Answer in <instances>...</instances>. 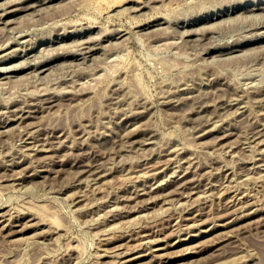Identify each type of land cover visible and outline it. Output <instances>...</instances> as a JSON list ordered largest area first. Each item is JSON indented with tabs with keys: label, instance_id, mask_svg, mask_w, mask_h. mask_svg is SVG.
Here are the masks:
<instances>
[{
	"label": "rangeland",
	"instance_id": "374dc122",
	"mask_svg": "<svg viewBox=\"0 0 264 264\" xmlns=\"http://www.w3.org/2000/svg\"><path fill=\"white\" fill-rule=\"evenodd\" d=\"M1 1L2 0H0V2ZM145 1L144 0H142V1L141 0H139V1L138 0H53L47 4H42L38 7L27 9L28 13L26 12V10H23V11H20L18 13L19 16H18V14L14 15V16H9L8 18H10L12 20L11 24L13 26L10 24V22L6 23L8 26H6L5 22H2V24L0 22V24H1L0 26L3 25L1 27L2 30L0 29V33L3 30L6 33L5 34L4 32H2L3 35L0 34V37L3 40V37L5 36L4 37V43L9 42L7 44L5 43L8 47L5 44L2 45L5 48L0 47V56L2 53H5L4 57L9 56L4 62L0 63V69H1V67L3 68L4 65H6V66H4L3 69L5 71H7V72H4L3 74H0V76H1L0 77V79H1L0 84H2L1 81L4 80L3 81L4 85L3 84H2V86L0 85V103H2V104H0V107H2L4 109L3 114L0 111V119H1L0 130L3 131L5 129L3 132H4V134H6V136H5L3 134V132L0 131V135H1L0 136V161L1 160L4 161V159H5V162H3V161H2L3 163L0 162V174L2 173L0 175V212L2 214H4L3 216H0V220L5 217V220H4L5 222L3 221V223H0V264H120V263L123 264V260H125V257L128 258V257H131L133 255H137V254H141V253H143V257L141 259L137 260V262L135 261L134 264H144V263L145 264H152V263L153 264H157V263L161 264L159 260H156L157 259L156 257L153 258L151 253H148V251L150 252V249H153L154 246H155L154 248H159L160 246L164 247V248L159 250L160 253L163 251V253L165 254L166 250L168 251V253H172V251H173L172 254H169L170 256L166 252V255H165L166 262H164L162 264H233V263L234 264H264V225H263L264 224V222H263V220H264V215H263L264 214V208H263L264 207L263 206L264 205V199H263L264 198V190H261V187L264 186V180H263L264 174H262V173H264V168L261 167V165H260L261 163H264V150L262 151V149H264V145H263L264 143L263 144L260 143L261 146L258 143V141L260 142L261 138H262V140H264V132H262V131H264L263 130L264 129V125H263L264 122H262L264 120V110H263L264 109V106H263L264 105V103H263L264 102V100H263L264 96H262V94L264 93V45H263L264 44V31H263L264 30L263 29L264 28L263 27L264 26V20H263L264 19V17H263L264 16V12H263L264 8L263 9H261V8L252 9L251 8L252 6H256V5L258 6V4H259V6L264 5V0H232V1L231 0H160V1L149 0L148 1L149 3L147 1L146 2ZM28 2L30 4L33 2V0H29ZM28 2H25L22 4L26 5V4H28ZM153 2L156 4L155 7L153 6L154 5ZM146 3H148V4L151 3L152 5L150 4V6H149ZM237 3H239V4H237ZM49 4L52 5L51 8H50ZM139 4H140V6L141 5L143 6L145 4V6H148V7L143 6L142 8H139L138 7ZM45 5L48 7V10L46 9L47 7ZM134 5L135 6L138 5L137 8L140 10L138 11V9ZM232 5H234V6H232ZM39 7L40 8L42 7V8L40 9ZM134 7L136 9H134ZM237 7H239V8H237ZM245 7H247L246 11H245ZM31 9H32V12H30ZM44 9H46V10H44ZM33 10H34V12H33ZM132 10H133V13H132ZM228 10H230V11H228ZM241 10H243V12ZM260 10H262V11L260 12ZM36 11H39V12L36 13V16L33 15L34 17H32V14H35ZM136 11L138 12V14ZM220 11H222L221 14H219ZM247 11H249L250 13L252 12L251 15ZM246 12L249 15L246 14ZM255 12H256V14H259V17H257L258 15L256 16ZM134 13H135V15H134ZM238 13H239V15L241 13V15L240 16L237 15ZM26 14H27V16H26ZM242 14H244L243 15L244 19H243ZM20 15H24V16H20ZM28 15L30 16V18L32 17L30 19L31 21L29 20ZM230 15L232 17H230ZM260 15H261V17H260ZM25 16L27 17V19ZM223 16L225 17V19ZM228 16H229V18H231L230 20H229V18H226ZM233 16H235V17L233 18ZM247 16L250 19H247ZM249 16H251V17H249ZM252 16H255V17H252ZM12 17L14 19L15 18L19 19L21 17L24 18V19H22V18L19 19L21 21H18L17 23L18 24L21 23L23 25V27H28L27 30L25 28H23L21 24L19 26L20 28L18 27L17 23H16L17 25L15 24L16 25V27H15V25L13 24L15 22H13L14 19ZM245 17H246V19H245ZM232 18L234 21H232ZM17 19H15V20L17 21ZM218 19H220V20H218ZM253 19H255V21ZM257 19H259V20H257ZM154 20H155V22H154ZM177 20H179V22ZM187 20H188V23H187ZM203 20H204V23H203ZM216 20H217V22H216ZM249 20L254 21L255 22L254 26L255 25L256 26L254 27L253 23ZM176 21L178 22V24L176 23ZM260 21H261V23H260ZM158 22H161V24ZM213 22H216V24H214ZM210 23H212V27H210L211 26ZM256 23L259 25L260 24H262V25L259 26ZM204 24L206 27L204 26ZM251 24L254 28L251 26ZM9 25H11L12 29H11V27H10V29L12 31L9 29ZM154 25H156V26H154ZM213 25H215V27ZM258 26H259V28H258ZM144 27H146V28H144ZM197 27H199L200 29H198ZM208 27L210 30H208ZM213 27L216 28L217 30L213 29ZM7 28L9 29V31L7 30ZM76 28H79V29L77 30ZM111 28H112V31L110 30ZM114 28H118L119 30H117V29L114 30ZM186 28L190 32L189 31L185 32ZM189 28L191 30L192 29L193 30L191 31ZM203 28H205V29L207 28V30H205ZM248 28H250V29H248ZM256 28H258V29H256ZM19 29H20V31H19ZM22 29L23 30L25 29L24 30L25 32ZM150 29H152V30H150ZM183 29H184V31H183ZM197 29H198V31L201 30V32H199V33H198V31L196 32ZM255 29L258 31V34H260V32H261V34L257 36ZM72 30H74V31H72ZM194 30H195V32H194ZM118 31H119V33H118ZM122 31L126 32V33H123ZM202 31L204 32V35H203ZM210 31H212V32H210ZM7 32H10V34ZM23 32H24V34H23ZM104 32H105V34H104ZM111 32L113 34H110ZM187 32H189V33H187ZM192 32L195 35L194 34L190 35V33H192ZM74 33H75V35H74ZM250 33L251 34L254 33V35L253 34L251 35ZM15 34L18 36H15ZM199 34L202 36H200ZM205 34H207L208 37ZM7 35H10V38ZM92 35L95 38H97V40H95V38ZM116 35H119V36H116ZM197 35L200 37L199 39L197 38L198 37ZM250 35L253 36V38H250ZM87 36H89V37H87ZM195 36H196V38L193 39V37H195ZM244 36L245 37L249 36V37L245 38ZM11 37L13 39H15L17 42L15 40H13ZM15 37H17V38H15ZM66 37L68 40L66 39ZM180 37L183 38L184 41H182L183 39H181ZM1 38H0V42L2 41ZM7 38H9L10 40L8 39L9 41H7ZM26 38H30V39L24 40ZM49 38H51L53 40H51ZM55 38H56V40H55ZM64 38H65V40H64ZM83 38H85L83 43L85 41H88V40H86V38H88V39L92 38L94 41L89 40L88 42H85L83 44L82 40H81ZM116 38H118V39H116ZM185 38H186V41H185ZM190 38H191V40H190ZM203 38L206 41L207 40L208 41L205 42ZM211 38H212V41L210 40ZM110 39H111V41H110ZM180 39H181V41H180ZM259 39H260V41H259ZM22 40H24V41H22ZM57 40H59V41H57ZM73 40H75L76 42L79 40H81V41L76 43ZM98 41H100V43H96ZM201 41H204V42H201ZM11 42H12V44H11ZM20 42H22V43H20ZM73 42H75L76 44ZM111 42H113V43H111ZM229 42H230V44H229ZM13 43H15V45ZM52 43H53V45H52ZM78 43H80V44L77 45ZM206 43L207 44L211 43L210 46L208 45L210 50L207 47ZM213 43H215V44H213ZM222 43H224V44H222ZM233 43H235V44H233ZM22 44H23V46H22ZM28 44L30 47L26 46ZM56 44H58V45L61 44L60 46H62V47H60V49L58 50L59 46L57 45L58 46L57 47ZM63 44L66 47L65 46L63 47ZM71 44H72V46H71ZM87 44H91V45L89 46ZM98 44L102 48L97 46ZM212 44H213V46H212ZM31 45H33V47H31ZM86 45L89 47H87ZM92 45H95V46L93 47ZM103 45L108 51H110V54H109V52L106 54L107 50L105 49L106 52L105 51H103V52H105L106 55H103V52H102V49L104 50ZM219 45L221 47H219ZM18 46H20L23 49H21ZM74 46H76L77 48ZM78 46H80L79 48L82 47V49L83 48L84 49L83 50L81 49L82 51H80V49H78ZM228 46H229V48H228ZM253 46L254 47L256 46L255 47L256 49L259 48V46H260L261 49L260 48L259 49L262 52L259 49H257V51H258V54H257V51H254L255 49ZM14 47H16V48H14ZM27 47H29V49ZM47 47H48L49 51H48V49H46ZM90 47H92V48H90ZM110 47H112V50ZM250 47H253V49L252 48L250 49ZM61 48H62V50H61ZM65 48H69V49H66V52L68 53L67 50H69V53H70V54L66 53V55H65L66 57L64 56ZM71 48L73 50L77 49L78 52L76 53L75 50L73 51V50H71ZM245 48H247V50H245ZM24 49H25V51H24ZM52 49H53V51L57 50L56 51L57 54H53ZM89 49H90V51L88 52L87 50H89ZM204 49H205V51L203 53H201V51H203ZM206 49H208V50H206ZM233 49H234V51H233ZM14 50H15V52H14ZM39 50L40 51L43 50V52H45V50H46L47 52H45L46 53L45 54L43 52H40ZM50 50L52 51L51 54H50ZM227 50L229 53L227 52ZM229 50H232L231 51L232 53ZM61 51H63V52H61ZM111 51L114 54H112ZM219 51H221V53ZM8 52L14 53V55H15V53H17L16 54L17 56L15 55V57H14L13 54L10 55ZM58 52L60 53V55L58 54ZM100 52L102 53V55ZM31 53H32V55L30 56L29 54H31ZM38 53H42L45 56L38 55ZM88 53L90 54V56ZM215 53L218 57L215 55ZM217 53H220V54L218 55ZM222 53H224V54H222ZM237 53H238V57H236ZM234 54H235V56H233ZM22 55H23V57H22ZM33 55L35 58L33 57ZM37 55L43 56V57H38ZM49 55H52V56H49ZM55 55H56V57H55ZM83 55H84V57H83ZM85 55H87L89 58L88 57L86 58ZM95 55H97V56H95ZM110 55H111V57H110ZM231 55H232V58H231ZM25 56H26V58H25ZM48 56L52 57V58H48ZM94 56L97 58H94ZM219 56H221V57L223 56L224 60L221 57L219 58ZM226 56H228V59H230V58L231 59L230 60L226 59L227 58ZM252 56H253V58H251ZM2 57H3V55H2ZM45 57H46V59L47 58L48 59L47 60L44 59ZM79 57H81V58H79ZM206 57L207 58L209 57L208 59L211 61H209ZM214 57H215V59H214ZM249 57L252 60L249 59ZM24 58L26 59V61ZM41 58L44 60H41ZM74 58H76V59H74ZM211 58H213V59H211ZM246 58L248 61L246 60ZM35 59L36 60L38 59L40 61H46L47 66H49V67L46 66L47 68L45 70L42 69L40 71L39 69H36L33 66H29L30 64L35 62ZM70 59H73V60H70ZM90 59H91V61H93V60L94 61L90 63ZM16 60L17 61L19 60L18 61L19 63ZM28 60H29V62L27 63ZM83 60H85V61H83ZM20 61H23V63ZM70 61L71 62L77 61V62L76 63L73 62L72 63L73 65H72ZM206 61H208V63ZM81 62L83 63V65ZM209 62H211L212 64ZM213 62L215 64H213ZM216 62H218V63H216ZM8 63L11 65H9ZM12 63H13V65H12ZM14 63H16V64L18 63L17 66L20 64L19 67L14 69V66H15ZM51 63H53L54 65ZM65 63H66V65H64ZM84 63H86V64H84ZM23 64H25V65H23ZM51 65H53V66H51ZM80 65H82L83 67ZM11 67H12V69H11ZM76 67L77 68L82 67V68L77 69ZM34 68L39 72H36V70ZM96 68H98V69L95 70ZM48 69H50V70H48ZM73 69L74 70L76 69L75 70L76 72L80 71V73L77 72V76H76L75 72H73ZM30 70H32V71L34 70V71L30 72ZM47 70L51 71V73L50 72L48 73ZM71 70H72V72H71ZM94 70H95V72H94ZM27 71H29L31 73V74L28 73V75L29 74L30 75L33 74V75L31 77H30V75L25 76L24 74H27L26 73ZM44 72L45 73L47 72L46 73L47 75ZM96 72L99 75H97ZM39 73H40V75H39ZM72 73H74V74H72ZM5 74L7 75V77ZM92 74L95 75V78ZM207 74H208V76H207ZM216 74H220V76L217 75V77H215ZM19 75H21V76L19 77ZM34 75H36V76H34ZM37 75H39V76L37 77ZM63 75L65 76L64 78H67V79L64 80L63 78H61ZM90 75L92 78L91 77L89 78ZM15 76L18 78H16ZM33 76H34V78H32ZM73 76H74V78H73ZM205 76L208 78H206ZM222 76H224V77H222ZM11 77H12V81H11ZM45 77H46V79L47 78L53 79V77H54V79L56 81L52 80V79H50V80L47 79V81H46ZM58 77H59V79L61 78L59 80L60 83L57 82ZM213 77H214V79H213ZM8 78H9V80H8ZM70 78L73 80L75 79V80L71 81ZM83 78H85V79H83ZM224 78H225V81L223 80ZM253 78L255 81H253ZM35 79L36 80L38 79L37 82L41 79L43 81L41 80L38 82V84H35V83H37V82H34V81H36ZM76 79L78 80L77 82H75ZM208 79H210V80H208ZM181 80H183V81H181ZM205 80L207 81V83ZM211 80H213V81H211ZM5 81H7V83ZM44 81H45V84H44ZM48 81H50V82H48ZM61 81H63L64 84H62L63 82H61ZM82 81H84L83 84L81 83ZM184 81H186V82L183 83ZM203 81H205V82H203ZM246 81H248V82H246ZM53 82H54L53 85L50 84ZM179 82L181 84L183 83V86H181V84ZM217 82L218 83L220 82V83L218 84ZM251 82H254L255 86ZM71 83H74V84L76 83V84L75 85L72 84V87H71V85H70ZM178 83L180 84L182 89ZM208 83H209V85H208ZM212 83H213V85H212ZM228 83H229V85H228ZM248 83L253 84L254 87H252V85H248ZM78 84H80V85H78ZM48 85H50V87ZM65 85H68V86L64 87ZM184 85H186V86L184 87ZM245 85H246V88L244 89ZM261 85L263 86V88H261L262 87ZM42 86L43 87L46 86V87H44L45 89ZM47 86L49 88H47ZM53 86H54V88H53ZM218 86L219 87L221 86V88H219ZM241 86H242V88H241ZM256 86H257V88H256ZM40 87H42V88H40ZM67 87H69V88H67ZM173 87L176 90L179 89V90H177L179 92L175 91L176 92L175 93L174 92L175 89L172 90ZM191 87L194 88L193 89L194 91L192 90ZM208 87L211 88V90ZM215 87L217 89H216V91H213L215 89ZM223 87H225V89ZM226 87H228V88H226ZM237 87H239V90ZM258 87L261 88L262 91ZM50 88L51 89L53 88L55 91H53V89H52L53 92L49 91ZM58 88H60L61 90L64 89V92ZM65 88H67L68 90ZM75 88H77V89H75ZM186 88H187V90H183ZM222 88L224 91L221 90ZM255 88L258 90H256ZM43 89L44 90L48 89V90L46 92L45 91L42 92L43 94H41V91H43ZM71 89H73V91ZM188 89L190 91H193V92H191V94H190V91ZM201 89L207 90L208 92L204 91V90L202 91ZM235 89L238 90L237 93H236ZM240 89H242V92ZM39 90H40V92H39ZM56 90H58V91L60 90V91L57 92ZM69 90H70V92L71 91L72 92L67 93V91H69ZM170 90H172V91L170 92ZM229 90H231L232 92H230ZM253 90H254V92H253ZM30 91L31 92L36 91L37 94L35 95V92H33L34 96H33V94L30 96V94H31ZM233 91L235 93H233ZM239 91H240V93H239ZM255 91L257 94L255 93ZM25 92H27V93H25ZM60 92H62V94H61L62 96L60 95ZM195 92H196V95H195ZM197 92H199L198 95H200V93H201V95L198 96ZM215 92H217V93H215ZM243 92L245 94H243ZM24 93L27 94L28 96L25 95ZM49 93H51V94H49ZM220 93L221 94L223 93V94L221 95ZM46 94H48V95H46ZM169 94H172V95H169ZM179 94H182V95H179ZM226 94L230 96L229 100L231 102L228 100V96ZM24 95L26 96V98H29L30 100H28L26 98L24 99ZM41 95H43V96H41ZM55 95L56 96L58 95V96L56 97ZM115 95H118V96H115ZM121 95L125 99H123V97H119ZM183 95H184V97H182ZM202 95L203 96L205 95V96L203 97ZM216 95L223 96L224 98L216 96ZM232 95L234 97L233 100H231L233 98ZM237 95H238V98L236 97ZM246 95H248V96H246ZM44 96L48 97V98L45 99ZM53 96L55 97L54 99L56 100V102H55V100H53L54 102L48 101V100H51V97H53ZM178 96H180V97H178ZM185 96L186 97L191 96L193 98H191V97L186 98ZM194 96L196 99L194 98ZM163 97L164 98L167 97V99L166 98L164 99ZM175 97L177 98L178 101H176ZM202 97H203V99H202ZM246 97H249V98L251 97L250 99H252V98L253 99L249 100ZM257 97L261 98L260 102L258 101L259 98H257ZM116 98L120 99L119 100L120 103H118L119 101ZM171 98H173L172 101L170 100ZM183 98H184V100H183ZM197 98H199V99L201 98V99L199 100ZM213 98H214V100H213ZM235 98H237V99H235ZM16 99H18V102ZM19 99L23 103L19 102ZM113 99L115 100L114 104H113V101H114ZM168 99L170 100V102ZM185 99H187V100L191 99V100L187 101ZM194 99H195V101H194ZM241 99L243 101H246L247 103L242 102ZM254 99H258V100H255L256 103L253 102ZM142 100H143V102H142ZM181 100H182V102L184 101L183 103L181 102L182 104L180 103ZM207 100H209L211 102H209ZM236 100H238L236 103L235 102L232 103V101H236ZM261 100H262V102H261ZM186 101H187V104H186ZM205 101L207 102L208 105L206 104ZM6 102L8 104H5ZM11 102H12V104H11ZM135 102H138L140 104H137ZM189 102H191L194 106L192 107L191 103L189 106L188 105ZM198 102H199V104H198ZM223 102H225V103H223ZM227 102H228V104H227ZM27 103H29V104L35 103L36 105L41 104L42 108L45 107V109L44 108L40 109V107H39V109L38 108L35 109L36 108V106H35V108H33L35 110L32 112V111L28 110ZM115 103H116V105H115ZM146 103H148V104L146 105ZM210 103H211V105H210ZM238 103H240L241 105L243 104V106H240V104H238ZM260 103H261V105H260ZM48 104H50L52 107ZM128 104H132V105H128ZM133 104L135 105L134 107H133ZM200 104L202 107L200 106ZM255 104H258V106H257L258 108L256 107ZM7 105H8V107H7ZM22 105H24V111L22 112V115L27 116V117H24L26 119H24V121L19 123V124H17L18 121H12L11 123H9L7 125L9 127L5 126L6 128L1 126L2 124H4L3 122L5 120L6 121L12 120V119H8L9 117L11 118V116H9V115L16 114L15 112H18V110L20 109V106H22ZM47 105H48L49 109H48ZM140 105H142V106H140ZM148 105L151 108H149ZM173 105H176V106H173ZM214 105H215V107H214ZM245 105H247V106H245ZM18 106H19V109H18ZM130 106L132 108V109L130 108L132 110V112L129 109ZM143 106H144V108H143ZM260 106H262V107L260 108ZM50 107H51V109H50ZM125 107L126 108L128 107L127 109H129V110H126ZM172 107H174V108H172ZM190 107L193 109H191ZM206 107H207V110L205 109ZM237 107L239 110L237 109ZM2 108H0V110L3 111ZM13 108H16V109H13ZM21 108H23V106ZM108 108L110 110H108ZM115 108H117L116 109L117 111L115 110ZM118 108H121V109H118ZM147 108H148V110H147ZM200 108H201V111L204 110L205 113L208 115V117H210V119L209 118L208 119L211 120V122L209 120H207V115L205 113H203L204 111L203 112L199 111ZM202 108H204V109L202 110ZM225 108H226V110H225ZM5 109H6V112H5ZM10 109H11V112H10ZM136 109H137V111L139 110V114H137V112L135 111ZM42 110H43V112H42ZM48 110L50 112H48ZM188 110H190V111H188ZM259 110H260V112H259ZM114 111H116V112H114ZM121 111L122 112L124 111V112L122 113ZM125 111H127V112L130 111L129 112L130 115L127 112L125 113ZM193 111H195V112H193ZM208 111H210V113ZM234 111H235V113H234ZM238 111L240 114L238 113ZM243 111H244V113H243ZM134 112H135V114H134ZM198 112H199V114H201L199 117L196 116L198 114ZM236 112H237V114H236ZM255 112H259V113L256 114ZM108 113H111V114L108 115ZM20 114H21V112H20ZM27 114H29V115H27ZM35 114H38V115L36 116ZM44 114L46 116L42 117V115H44ZM121 114H122V117H121ZM140 114L143 116H141ZM213 114L214 115L217 114V115L214 116ZM255 114L257 115V117L254 116ZM259 114L263 116V117L261 116L262 119H257V118H260ZM116 115H118V116L116 117ZM123 115L125 118H123ZM203 115H204V117H202ZM242 115H243V117H241ZM250 115H251L252 119H251ZM1 116L3 118H1ZM109 116L111 117L112 120L111 119L108 120ZM129 116H131V117H129ZM205 116H206V118H205ZM188 117H191V118L188 119ZM196 117H198V118H196ZM214 117H216V118H214ZM253 117H256V119H254ZM12 118H14L13 115H12ZM194 118H196L195 121H194ZM214 119L216 121H214ZM103 120H105L106 122ZM116 120H117V122H116ZM119 120H120V122H119ZM129 120H130V122H129ZM203 120L204 121L207 120V121L203 122ZM254 120H255V122H254ZM189 121H191V123ZM249 121H252V122H249ZM259 121H261L262 124ZM30 122H32V123H30ZM35 122H38L39 125H38V123H36L37 125L34 126L33 123L35 124ZM125 122H127V123H125ZM196 122H198V123H196ZM24 123H26V126L28 123V127H26ZM40 123H41V125H40ZM106 123H107V126H108V124L113 123L112 124L113 128L110 127L111 125L108 127L105 126L104 124H106ZM117 123H119V124H117ZM192 123L193 124L195 123V124L193 125ZM212 123H214V124H212ZM215 123H219V125H218L219 127ZM258 123H259V125H258ZM23 124H24L23 128L24 127L25 128L20 129V127L22 128ZM115 124H116V126H115ZM211 124L216 125V126H214V128H213V126ZM13 125H15V126L12 127ZM18 125H21V126H18ZM47 125H50V126H47ZM133 125H134V127L136 125H138L139 127H135V129H134ZM210 125L215 130H212ZM253 125H255V127ZM17 126L19 128H17ZM29 126H30V128H29ZM51 126H53V127L50 128ZM195 126L198 127L197 128L198 130L193 129L194 130V132H193L192 128H196ZM202 126L203 127L205 126L204 129ZM208 126H209L211 131L206 130V129H209V128H207ZM260 126H262L263 128ZM10 127H12L13 129H11ZM47 127H48V129H47ZM225 127H228V130L231 128L229 131L230 133L229 132H228V134L226 133L228 130ZM250 127L256 128L257 130L251 129ZM33 128H36L35 129L36 132L41 137H39L36 134V132L33 131L34 130ZM104 128L105 129L109 128V129H107L108 130L107 131V130H104ZM118 128L120 129V131ZM199 128H202V129H199ZM222 128L224 129V131ZM51 129H57V130L60 129L61 131L60 130L58 131V133L60 132L59 134H61V132L63 131L62 134L60 135L61 136L60 140H61V142L63 141L65 145L63 144V142L62 143L60 142L59 145L63 144L64 146L63 145L59 146L58 144H56L55 149L52 148L54 146L51 147L49 145H45L43 147L48 148V150L46 148H44V149H46V151H45L41 144L44 143V138L50 133ZM149 129H150V131H149ZM220 129H222V130H220ZM116 130H118V131H116ZM125 130L127 132H128V130L130 132H131V130H133V132H131L132 133L131 134L130 132H128V133L125 132ZM205 130H206V133H204ZM253 130H255V132H253ZM26 131H28V132H26ZM41 131H43V132H41ZM231 131H233V132H231ZM249 131L251 133H249ZM258 131L261 133H258ZM44 132H45V134H44ZM84 132L85 133L87 132V134L85 135ZM97 132H99V133L101 132V134H99ZM105 132H108L109 134L105 133ZM118 132H119V134H118ZM123 132L126 133L127 135H125ZM147 132L149 134L150 133L152 134V132L155 133V134H153L155 137L151 134H150L151 136L149 137V134ZM28 133L30 136L33 135L32 137L35 138V140H34V138H32V139H33V143H36V145H38V146H36L37 153L34 150H30V151L27 149L24 150L25 149V147L23 146L25 144L24 139H26V137L28 136L27 135ZM197 133H199L198 134L199 136H197ZM202 133H203V135H202ZM254 133L256 136L258 135L257 136L258 138H255L256 136L252 135ZM19 134H21L20 137H19ZM66 134L68 136L67 140H66V138H63V137H67V136H65ZM104 134H105V136H104ZM122 134L124 135V137ZM224 134H226V135L224 136ZM100 135L103 137H101ZM109 135H110V137H108ZM220 135L222 137H219ZM76 136H78V137L81 136V137L78 138ZM82 136H83V138H82ZM126 136L128 139L126 138ZM250 136H251V138L255 136L254 139H255L256 144H254L255 143L254 139H251ZM72 137L73 138L75 137L76 139L75 138L73 139ZM98 137H100V138H98ZM135 137H136V139H135ZM140 137L142 138V141H141ZM145 137L146 138L148 137L147 140ZM247 137L250 138L251 140L250 139L247 140ZM121 138L123 140H125V139L126 140L123 141ZM216 138H218V140H216ZM41 139H42V141H41ZM64 139H65V141H64ZM118 139H119V141L117 143ZM223 139L225 141L227 140L226 142H228V143H225ZM256 139L257 140L259 139V140L256 141ZM18 140H22V142L18 141ZM27 140L31 141V139H27ZM82 140H84V141H82ZM133 140L134 141L137 140V142L135 143ZM144 140L146 141V143ZM150 140L151 141L153 140L152 141L153 143ZM215 140L219 141L218 142L219 144ZM249 140H250V142H249ZM262 140H261V142H262ZM67 141H69V142H67ZM72 141H73V143H72ZM121 141L124 144L123 145L121 143L122 148L120 147L121 144H119ZM129 141L130 142L133 141L132 142L133 144L132 143H131L132 145L129 144L130 143ZM147 141H149V142H147ZM239 141L241 144H239ZM95 142H97L98 145H101V146H98L97 143H95ZM108 142H109V144H107ZM127 142H129L128 143L129 146H126ZM242 142H244V143H242ZM33 143H30V144H33ZM69 143H72L73 145L71 146ZM116 143L119 144L120 146L119 145L117 146ZM167 143L169 144V147H171L172 149L167 147L168 146ZM234 143L237 145V147ZM249 143H250V145H249ZM30 144L27 143L26 146H29ZM68 144L71 147L68 146ZM105 144L108 147H106ZM112 144H114V145H112ZM135 144L137 146L138 145L139 146L137 147ZM245 144L247 146H245ZM252 144L255 146H252ZM15 145H19V146H15ZM110 145L112 147L113 146L116 147V148L113 147L114 150L116 149L115 150L116 152L111 150L112 147ZM222 145L224 146L223 148H222ZM256 145L258 147H256ZM95 146H97V147L95 148ZM135 146L137 147V149ZM172 146H174L175 148L176 147H179V148L175 149L176 152H175V150L172 152L171 150L174 149V147H172ZM216 146H219V147L216 148ZM228 146H229V148H228ZM241 146H242V148H241ZM244 146L246 149H244ZM20 147H22L23 149L21 148L22 149L21 150ZM65 147H67V148H65ZM123 147L125 149H123ZM225 147H226V149L229 150V154H227L228 150H226V149L223 150ZM251 147H253L254 154H253ZM39 148H40V150H39ZM51 148L54 150L51 151L50 150ZM108 148H110V152L112 151V153L108 152L109 151ZM166 148L168 149V151L169 150L170 151L168 152ZM247 148L248 149L250 148L251 150H248ZM255 148H257V150ZM18 149H20V150H18ZM105 149H108V151L107 150L105 151ZM179 149L181 152L179 151ZM182 149L184 150L185 153L182 151ZM220 149H222V150H220ZM258 149H260L261 151L260 150L258 151ZM17 151H19L21 154L20 153L18 154ZM25 151L26 152L28 151V153H27L28 157H27ZM161 151H163V152H161ZM231 151L233 153H231ZM22 152L25 154H23ZM29 152L32 154V158L30 157L31 154ZM84 152H87L86 155ZM94 152L97 154H95ZM99 152H100V155H98ZM177 152L179 154H177ZM223 152H225L228 156ZM33 153H36V154H33ZM81 153H84V154H81ZM105 153H106V156H104ZM107 153H109V154H107ZM167 153L168 154L171 153V154L168 155ZM189 153L192 155H188ZM15 154H17V157H19L17 160H20L21 158H23V156L21 157L22 154L24 155V157L26 156L27 158L25 157L26 159H24V161L20 164V162L17 163L18 162L17 160L15 161V159L17 158ZM41 154L44 156L43 157L44 160H42ZM54 154L56 156H57V154H60L61 156L58 155L60 158L58 156L54 157ZM80 154H81V156H80ZM157 154H158V156H157ZM165 154H166V156H165ZM4 155H6L7 157ZM33 155H35L36 158ZM50 155H51V157H50ZM63 155H65L64 156L65 159H62ZM75 155H77V156L79 155V156L77 157ZM102 155H103V157H101ZM231 155H232V157H231ZM256 155H258L257 156L258 158L256 157ZM260 155H262V156L260 157ZM38 156H40L39 160L37 158ZM72 156H74V157H72ZM173 156L176 157L175 158L176 160L172 158ZM9 157H10V159H9ZM12 157L15 159H13ZM45 157H47V158H45ZM71 157H72V159H71ZM75 157H77V159ZM80 157H82V158H80ZM157 157H159V158H157ZM167 157H170L173 160H171L170 158L166 160L165 158H167ZM67 158H68V160H67ZM92 158L94 159L93 161H92ZM96 158H98V159H96ZM178 158H180L182 160V163H180L181 160ZM187 158H189V159L187 161H185V159H187ZM253 158H255L254 162L252 161ZM33 159H34V161H33ZM45 159L48 162L45 161ZM52 159H53V161H52ZM88 159H89V161H88ZM90 159H91V161H90ZM177 159H178V161H177ZM25 160L27 162H25ZM29 160H31V161H29ZM77 160L79 162L84 160L83 163L85 162V163L91 164V165L94 163L95 165L93 164V166L97 167L98 169L100 168L99 170H101L102 172L104 170H107V171L103 172L106 176L104 175L103 176L104 178L100 177V178H98L99 180H97V179L93 178L94 177L93 175L91 177V174H88L85 172H80V168H78ZM174 160L178 164L173 162ZM191 160H193V162H191ZM11 161H12V164H11ZM41 161H42V163L40 164ZM51 161L53 163L54 162L55 163L50 164ZM101 161H102V163H101ZM155 161H158V162H155ZM249 161H251V162H249ZM13 162L14 163L16 162L17 166H15L16 163L14 164ZM43 162L45 164H43ZM67 162H69V163H67ZM152 162L154 164L155 163L156 164L161 163V162L163 163L164 170H163L162 174L165 176H167L170 173V175H168L170 177L172 175V173H177L179 171L177 175L174 174L175 176L172 175L170 178H167L168 177L167 176L166 178L168 180L165 179V176H164V180H163V175L161 174L162 177L160 176V178H159V179H161V181L159 180L160 183L158 182V184H160L159 186L162 188H160V187L156 188V189L159 188V190H153L152 188L150 189V186L152 185L151 181H153V180H151V177H150L152 175L151 174L152 173L151 167H152V165H153V167L155 166ZM165 162H166V164H164ZM169 162H170L171 166L169 165ZM190 162L193 164L195 163V164L194 165L191 164L192 165L191 166V165H189ZM25 163L26 164L28 163V165H26ZM33 163H36L39 166H37L36 164L34 165ZM29 164L30 165L33 164V165L30 166ZM150 164H152V165H150ZM167 164H168V166H167ZM182 164H183V166H182ZM186 164H188V166ZM2 165H4V166H2ZM41 165H43V166H41ZM46 165L51 169H49ZM104 165H105V167H104ZM147 165L150 168L147 167ZM164 165L166 167H164ZM179 165H181V166H179ZM195 165H197L198 167ZM248 165L251 167H249ZM256 165L259 168L258 170H257ZM9 166H10V169L8 168ZM75 166H77V167H75ZM161 166H162V164H161ZM246 166L249 167L250 169L249 168L246 169L247 168ZM24 167H26V168H24ZM40 167H41V169H40ZM43 167H44V169H43ZM108 167H110V168H108ZM168 167H169V169H168ZM179 167H181V168H179ZM185 167L188 170H186ZM18 168H20L19 170H21V168H22L23 171H19ZM28 168H31V169H28ZM74 168H77V169L74 170ZM195 168H197V169H195ZM222 168H223V170H222ZM25 169H28V170L25 171ZM52 169H53V171H51ZM78 169H79V171H78ZM108 169H109V172H108ZM165 169L167 171L169 170L168 173H165V172H167V171H165ZM170 169L173 171L172 173H171ZM189 169H191V170H189ZM254 169H255V171H254ZM2 170L5 172L7 171V172L5 173ZM12 170H14V172ZM31 170H32V172L33 171L34 172L32 173ZM40 170H41V172H38ZM135 170H137V171H135ZM148 170H149V172H148ZM176 170H178V171H176ZM185 170L188 171V176L190 178H193V180L195 178L197 179V180L196 179L194 180V181H196L195 182V188H194V192L196 194L194 192L191 193L192 191L190 192L189 189H191V188L176 189V192L180 190L181 194L180 193H174L172 191H171V193H169V195H166L167 193H163L166 191L168 192L169 190H171L173 188L175 189V187H173L175 185H173V184L175 183V181L177 179L178 180L181 179L183 174L186 173ZM216 170L220 174L217 173ZM251 170L254 172H252ZM49 171H51V172H49ZM71 171H72V173L69 174ZM18 172H20V173H18ZM35 172H36V175H34ZM140 172L142 174L144 173L145 175L144 174L141 175ZM189 172L192 175H190ZM193 172H194V174L195 173L197 174L198 172L200 174H198L199 176L193 175ZM233 172L236 174H234ZM4 173H5V175L6 174H8V175L4 176ZM9 173H11L10 175H12V177L9 176ZM25 173L27 175H25ZM30 173H32V174L30 175ZM75 173L77 174V176ZM108 173H110V174H108ZM148 173H150L151 175ZM202 173H203V175H202ZM212 173H213V175H212ZM224 173H226L225 176H224ZM245 173H247L248 175ZM19 174L21 176H19ZM82 174H84V175L86 174V176H84ZM217 174H218V177L215 176ZM230 174H231V176H229ZM258 174L259 175L262 174V175H260V177H258L259 176ZM79 175L80 176L82 175L86 179V181L89 179L86 177H91L92 178V179H90L91 182H90V180H88L87 181L88 185H85V184H87V182H85V179L83 180L82 176L80 178ZM136 175H137V177H136ZM139 175H141V178H140L141 180L139 179V177H140ZM179 175H180V177H179ZM232 175L234 177L237 176V180H239V181L235 180L236 177L233 179ZM243 175H245V176L247 175V176L244 177ZM7 176H8V178L9 177L10 178L7 179ZM18 176L21 178V180H20V178H18ZM72 176H73V178L78 177V178H75V179H77L78 183L74 182V181H76L75 179H74V181L72 180L73 179ZM206 176L207 177L210 176L211 178L208 177L209 180L207 181ZM222 176H223V178H222ZM254 176H256V177H254ZM1 177H3L4 179ZM199 177L201 179L198 180ZM172 178H173V180H172ZM213 178H216V179H214V181H213ZM260 178H262V179H260ZM5 179H7V180H5ZM80 179H82V181L85 184L82 181H80ZM93 179L95 181L97 180L96 182L99 181L97 183L98 185L95 184L96 182L95 183L93 182L94 181ZM142 179H144V180H142ZM174 179H176V180H174ZM70 180H72V181H70ZM170 180H172V181H170ZM200 180H202V183ZM15 181L18 183H16ZM22 181H24V182H22ZM162 181L163 182L165 181V182L162 183ZM232 181H234V182H232ZM10 182H13V183L15 182L17 185H15V183L13 185V183H10ZM150 182H151V184H150ZM236 182H238V183H236ZM261 182H263V183H261ZM50 183H51V186H50ZM69 183L70 184L72 183V184L70 185ZM101 183H102V185H101ZM223 183H225V184L223 185ZM227 183H229V184H227ZM137 184H139V185H137ZM144 184L148 185L149 187L145 186ZM80 185H82L81 186L82 188H84L83 185H85L86 190L82 191L81 187L77 188V186H80ZM211 185L214 187H212ZM228 185H229V187H228ZM73 186H75V187H73ZM93 186H96L98 188V190L96 187H93ZM153 186H156V184ZM206 186H207V188H206ZM215 186H216V188H215ZM225 186H227V187H225ZM75 188H77V189H75ZM88 188H91V189H88ZM139 188H140V190H139ZM145 188H146V192L144 191ZM148 188L151 191L153 190L152 191L153 193ZM197 188H200V189H197ZM210 188H211V193H212V190L214 191L212 193V196H210L211 195L210 191H209ZM224 188H226V189H224ZM229 188H231V189L235 188L234 191L237 190V188L239 191H241V190L244 191L245 189H247V190H246V192L244 191L245 193L243 191H241L240 193H239V191H235V193H236L235 194L234 191L233 190L230 191ZM131 189H133V191ZM216 189H217V191L215 192ZM75 190H77L79 193L76 192ZM163 190H165V191H163ZM202 190H204V191H202ZM226 190H229L230 194H229V191L227 192ZM72 191L73 192L75 191V193H77V194L74 193V195H72V193H73ZM80 191H82V192H80ZM147 191L149 192V194L151 196H153L156 193L159 196L156 194V195H154L155 198H153L154 196L150 197L147 194L148 193ZM198 191H199V193H198ZM207 191L209 192V194ZM126 192H127V194H129V195L126 194V196L128 198L127 200H126V197L124 196ZM139 192H141V193H139ZM250 192H251V194H250ZM81 193L82 194L84 193V194L82 195ZM183 193H185V194L187 193L185 195L186 197L183 196L184 195ZM205 193H207L208 195L207 194L203 195ZM216 193L220 195L219 198L222 201L219 200V198L217 197L218 195ZM222 193H224V194H222ZM131 194L132 195L136 194V196H131ZM161 194H162V196H161ZM171 194H173V195H171ZM177 194H179L180 197L182 196V198H180ZM200 194L202 196L199 197ZM137 195H139V196H137ZM144 195H145V198H143ZM214 195H216V196H214ZM235 195H239V197H241V199L244 202L248 201V202H252L254 204V205L252 204V206H249L248 209H247V206L244 207L246 203L238 204V205H240L242 210L241 209L238 210L237 208L234 210L235 211L238 210L239 212L242 211L241 212L242 214L239 213L238 211L237 212L234 211V214L236 215V217H234L235 216L234 214L230 215V212L232 213L233 211L229 212L227 209L229 204H230V201L229 202H227V201L231 198L230 196H232V198H233ZM256 195L258 198L256 197ZM75 196L78 199H76ZM118 196H120V198ZM140 196H142V197H140ZM189 196H190V199H189ZM204 196H205V199H204ZM206 196H208V197H206ZM221 196H223V197H221ZM244 196L249 197V198L252 197V199L251 198L250 199L245 198ZM171 197H172V200H171ZM176 197L177 198L179 197L180 199L178 198L179 200L177 201V200H175ZM228 197H230V198H228ZM242 197L245 199H243ZM146 198L147 199L149 198L150 202ZM150 198H152V199H150ZM159 198H161V199H159ZM194 198H195V200H194ZM226 198L228 200H226ZM114 199L117 201H115ZM131 199L132 200L136 199L138 201H132ZM145 199L147 201H145ZM154 199H155V201H154ZM162 199H164V200H162ZM165 199H167V200H165ZM183 199L186 200L187 204L184 203ZM73 200H75V201H73ZM111 200L112 201L114 200L115 203L112 202ZM188 200H190L191 202H189ZM196 200H199L200 202L199 201L195 202ZM201 200H202V202H201ZM204 200H206V201H204ZM123 201H125V202H123ZM143 201H144V203L147 202L148 204L149 203H151V204L148 205L147 203L146 204L142 203V205H143L142 206L140 203ZM156 201H158V202H156ZM253 201L256 202L257 204L259 203L260 206H259V204L255 205L256 203H254ZM259 201H261V202H259ZM116 202H117L118 206H117ZM118 202H120V203H118ZM162 202L163 203L165 202L164 203L165 206ZM178 202H180V204H178ZM194 202L197 204L195 205ZM206 202H207V204H206ZM106 203H109V204H106ZM132 203L134 204L135 207L134 206L131 208L128 207V209L130 208L128 210L127 206L133 205ZM120 204L123 206H121V209H119V211H118V208H120V206H119ZM128 204H130V205H128ZM181 204H186V206L185 205L183 206ZM193 204H194V206L189 207L190 205H193ZM204 204H205V206H203ZM219 204L221 205V207L219 206ZM101 205H102V209L104 208L103 209L104 212L100 208ZM104 205H105V207H103ZM115 205H116V207H115ZM124 205H125V207H124ZM200 205L203 206V208L200 207ZM112 206L115 207V208L113 207L114 210L113 209L111 210ZM208 206H212V208L214 206L213 209H215V211L213 209H211V207L209 208ZM216 206H219V207H216ZM242 206H243V208H242ZM108 207H109V209H108ZM122 207H124V208H122ZM182 207L185 209H183ZM196 207L199 208L200 210L199 209L197 210ZM224 207H226V208L224 209ZM253 207H254V209H253ZM257 207H259V208H257ZM106 208L108 209V211H106ZM116 208H117V211H116ZM125 208H126V212H124ZM132 208H134V209L132 210ZM191 208H193L194 211ZM256 208H257V210H256ZM260 208L263 211H260L259 210ZM181 209L184 210L183 212H185V213H183ZM187 209H190L191 212H190V210L187 211ZM216 209H217V211H216ZM223 209H224V211H223ZM95 210H97L99 213H97V211L95 212ZM121 210H123V211H121ZM229 210H230V208H229ZM250 210L252 212H250ZM10 211H12V212L10 213ZM203 211H205L206 213ZM226 211L229 213H225ZM254 211H255V213H254ZM105 212H107V213L104 214ZM244 212L245 213L248 212L249 214L246 215V214H244ZM5 213H7L8 216H7V214L5 215ZM139 213H141V214H139ZM176 213H178V214H176ZM220 213H222V214H220ZM14 214H15V216H14ZM100 214L103 216V218H101ZM125 214H128V215H126L124 218ZM192 214L195 216H193ZM199 214L202 216H200ZM207 214L210 216H208ZM216 214L220 215V216H217ZM223 214H224V218H223ZM112 215L114 216V218H112L113 217ZM137 215H140V216H137ZM184 215H186V216H184ZM221 215H222V217H221ZM177 216L179 217L178 220H177V218H178ZM187 216H190V217L192 216L194 219L193 220L194 223L192 222V219H190V220L184 219V217H187ZM197 216L198 217L200 216L198 218V220L196 218ZM246 216H248V217H246ZM259 216H260V218L258 219L257 217H259ZM6 217H7V219H6ZM8 217L11 220H8ZM180 217H182V218H180ZM204 217H205V219H204ZM207 217H209V218H207ZM211 217H214L213 218L214 220H210V219H212ZM218 217H219V219H218ZM104 218L106 220H104ZM107 218H109V219H107ZM200 218L202 219V221L206 220L205 221L206 224H205V222L202 224V221L200 222V220H201ZM111 219L113 220V222ZM170 219H171V221H170ZM231 219L233 222L234 221L235 222L233 223L231 221L229 225L227 223H225L226 221L228 222V220H231ZM93 220H95V222ZM97 220H99V221H97ZM100 220H101L102 224H100L101 223ZM120 220H121V222H120ZM259 220L262 223H260ZM8 221H10L11 223L10 222L8 223ZM176 221L179 224H176L177 223ZM179 221H182V222H179ZM213 221L216 225H214ZM215 221H217V222H215ZM223 221H225V222H223ZM6 222L8 225L6 224ZM97 222H98V224H97ZM115 222L117 223V226H115L116 225ZM4 223H5V226H4ZM91 223H93V224H91ZM106 223H108V224H106ZM111 223H113V224L110 225ZM173 223H175L176 225ZM184 223H186L187 227L184 226L185 225ZM189 223L192 224L191 226L196 224L195 225L196 227L194 228V226H193L191 228ZM217 223L218 224L220 223V225H218ZM223 223L227 224L228 226L227 225L224 226ZM258 223H260L261 225ZM257 224H258V227H257ZM113 225L115 226V228ZM259 225H260V227H259ZM110 226H113L111 230H109L111 228ZM175 227H177V229ZM188 227L190 228V230H188ZM147 228H149V230ZM181 228L183 229V231ZM18 229L21 231H18ZM205 229H207V230H205ZM225 230L228 233V236H227L226 232L224 234ZM103 231L106 232V234L103 233ZM145 231H146L147 235L145 234ZM173 231H175V232H173ZM202 231H204V232H202ZM221 231L223 234L221 233ZM149 232H153V233L151 234ZM194 232L195 233L197 232V233L194 235ZM139 233L140 234L142 233L143 235H140ZM230 233L232 236L233 235L234 236L232 237L230 235ZM165 234H169L170 238H168L169 235L165 236ZM171 234H172V236H171ZM185 234L187 236L188 235L189 236L184 237V236H186ZM136 236H138V238ZM180 236H182L181 239H183V238L184 239L181 240V242L177 245L173 244L174 240L179 239ZM124 237H125V239H124ZM154 237L156 240L154 239ZM149 238L151 240H149ZM161 238L163 240H161V241L157 240V239H161ZM214 238H216L217 240ZM136 239L139 240L140 242L144 240L141 243L142 245H140V242L137 241ZM168 239L170 241H168ZM218 239H220V241H218ZM154 240L156 242H154ZM166 240L169 243H167ZM107 241H108V243H106ZM129 241H130V243H128ZM150 241L152 243H150ZM212 241H214L215 243L217 242L216 245H214V243H211ZM171 242H172V245H167V244H171ZM119 243H122V244H119ZM198 243H200V244L202 243L201 245L199 244L200 247H198L199 246V245H197ZM205 243H206V245H205ZM219 243H220V245H219ZM116 244H117V246H116ZM127 244L128 245L130 244L129 245L130 247ZM190 244L193 245V247H195V246H197V247L193 248ZM120 245L122 247H118ZM126 245L128 246V249H126L127 248ZM113 246H115V247H113ZM145 246L149 247V248H146ZM186 246H189L188 248H190V250L189 249L185 250ZM97 247H100V248L98 249ZM108 247H112V248L108 249ZM131 247H135V248H131ZM179 247H182V248H180V250H179ZM123 248H125V249H123ZM129 248H131V249H129ZM218 248H219V250H222L223 253H222V251H219ZM106 249H108V250H106ZM112 249H114V250H112ZM121 249L125 250V251H122ZM132 249H133V251H132ZM140 249H142V250H140ZM193 249H194V251L197 250L198 253H197V251L194 252ZM98 250H100V251H98ZM129 250H131V251L129 252ZM153 250H154V252L157 251L156 249H153ZM169 250H171V251H169ZM185 251H188L189 253L185 252ZM215 251H217V252L215 253ZM97 252H99V254L101 256H99V254L97 256ZM123 252L124 253L126 252V253L124 254ZM145 252H147V253H145ZM105 253H107V254H105ZM118 253H120V255H117ZM178 253H180V254H178ZM219 253H220V255H219ZM173 254H174V256H173ZM176 254H177V256H176ZM167 255H168V257H167ZM148 258L150 259V261ZM151 258H152V260H151ZM65 261H67V262H65ZM236 261H238V262H236ZM126 264H128V263H126Z\"/></svg>",
	"mask_w": 264,
	"mask_h": 264
},
{
	"label": "bare ground",
	"instance_id": "6f19581e",
	"mask_svg": "<svg viewBox=\"0 0 264 264\" xmlns=\"http://www.w3.org/2000/svg\"><path fill=\"white\" fill-rule=\"evenodd\" d=\"M2 1H3V2H2ZM2 1L0 2V22H1V24H2V22H5V24L10 22V24H11L12 20H11L10 18H8L9 16L17 15L20 11H23V10H26V12H27V9L34 8V7H38V6L42 5V4H47V3H49V2H51V1H53V0H41V1H40V0H33V2L30 3V4H29V2H28L29 0H2ZM138 1H139V0H138ZM141 1H142V0H141ZM144 1H145V0H144ZM146 1L148 2L149 0H146ZM146 1H145V2H146ZM158 1H160V0H158ZM158 1H157V2H158ZM231 1H232V0H231ZM25 2H28V4L23 5L22 3H25ZM151 2H152V1H151ZM154 2H155V1H154ZM154 2H153V3H154ZM239 2H240V1H239ZM54 3H55V2H54ZM136 3H137V2H136ZM143 3H144V2H143ZM148 3H149V2H148ZM148 3H146V4L150 6L151 3H150V4H148ZM229 4H230V3H229ZM237 4H239V3H237ZM247 4H248V3H247ZM249 4H250V3H249ZM49 5H50V8H51L52 5H51V4H49ZM49 5H48V6H49ZM151 5H152V4H151ZM155 5H156V4L154 3L153 6L155 7ZM226 5H227V4H226ZM45 6H46V5H45ZM134 6H135V5H134ZM137 6H138V5H137ZM137 6H135V7L137 8ZM143 6H145V4H144ZM143 6H142V5L140 6V4H139L138 7H139V8H142ZM153 6H152V7H153ZM220 6H221V5H220ZM220 6H219V7H220ZM230 6H231V5H230ZM230 6H229V7H230ZM232 6H234V5H232ZM248 6H249V5H248ZM262 6H263V7H262ZM46 7H47V6H46ZM46 7H45V8H46ZM135 7H134V9H136ZM145 7H148V6H145ZM219 7H218V8H219ZM222 7H223V6H222ZM39 8H40V7H39ZM41 8H42V7H41ZM41 8H40V9H41ZM132 8H133V7H132ZM227 8H228V7H227ZM237 8H239V7H237ZM246 8H247V7H245V11H246ZM248 8H249V7H248ZM251 8H252V9H259V8L263 9V8H264V5H260V6H259V4H258V6H257V5H256V6H252ZM35 9H36V8H35ZM46 9L48 10V7H47ZM46 9H44V10H46ZM134 9H133V10H134ZM137 9H138V8H137ZM216 9H217V8H216ZM216 9H215V10H216ZM42 10H43V9H42ZM133 10H132V13H133ZM139 10H140V9H138V11H139ZM219 10H220V9H219ZM231 10H232V9H231ZM228 11H230V10H228ZM241 11L243 12V10H241ZM261 11H262V10H260V12H261ZM30 12H32V9H31ZM33 12H34V10H33ZM37 12H39V11H36L35 14H32V17H34L33 15L36 16V13H37ZM136 12H137V11H136ZM216 12H217V11H216ZM221 12H222V11H220L219 14H221ZM247 12H249V11H247ZM247 12H246V14H248ZM258 12H259V11H258ZM263 12H264V11H263ZM27 13H28V12H27ZM249 13H250V12H249ZM251 13H252V12H251ZM251 13H250V15H251ZM23 14H24V13H23ZM29 14H30V13H29ZM38 14H39V13H38ZM137 14H138V12H137ZM217 14H218V13H217ZM235 14H236V13H235ZM255 14H256V12H255ZM24 15H25V14H24ZM24 15H20V16H24ZM134 15H135V13H134ZM203 15H204V14H203ZM211 15H212V14H211ZM226 15H227V14H226ZM232 15H233V14H232ZM237 15H239V13H238ZM240 15H241V13H240ZM240 15H239V16H240ZM243 15H244V14H242V16H243ZM248 15H249V14H248ZM257 15H258V16H257ZM18 16H19V14H18ZM26 16H27V14H26ZM26 16H25V17H26ZM28 16H29V15H28ZM196 16H197V15H196ZM256 16L259 17V14H256ZM16 17H17V16H16ZM32 17H31V18H32ZM200 17H201V16H200ZM204 17H205V16H204ZM204 17H203V18H204ZM213 17H214V16H213ZM223 17H224V16H223ZM223 17H222V18H223ZM230 17H232V16L230 15ZM234 17H235V16H233V18H234ZM249 17H251V16H249ZM252 17H255V16H252ZM257 17H256V18H257ZM260 17H261V15H260ZM263 17H264V16H263ZM12 18H13V17H12ZM21 18H22V17H21ZM21 18H19V19H21ZM28 18H29V20L31 19L30 16H29ZM198 18H199V17H198ZM205 18H206V17H205ZM220 18H221V17H220ZM226 18H229V16L226 17ZM233 18H232V21H234ZM256 18H255V19H256ZM13 19H14V18H13ZM15 19H17V18H15ZM15 19H14V20H15ZM19 19H17V21H16V20H15V21L13 20V22H15V23H13V24L15 25L18 21H21V20H19ZM22 19H24V18H22ZM26 19H27V17H26ZM34 19H35V18H34ZM191 19H192V18H191ZM224 19H225V17H224ZM230 19H231V18H229V20H230ZM238 19H239V18H238ZM243 19H244V16H243ZM245 19H246V17H245ZM247 19H250V18H248V16H247ZM255 19H253V20L255 21ZM155 20H156V19H155ZM155 20H154V22H155ZM159 20H160V19H159ZM189 20H190V19H189ZM212 20H213V19H212ZM218 20H220V19H218ZM226 20H227V19H226ZM226 20H225V21H226ZM240 20H241V19H240ZM251 20H252V19H251ZM251 20H249V21H251ZM257 20H259V19H257ZM261 20H262V19H261ZM263 20H264V19H263ZM30 21H31V20H30ZM157 21H158V20H157ZM177 21L179 22V20H177ZM177 21H176V23L178 24ZM181 21H182V20H181ZM214 21H215V20H214ZM237 21H238V20H237ZM254 21H251V22L253 23V26H254V24H255ZM154 22H153V23H154ZM208 22H209V21H208ZM216 22H217V20H216ZM216 22H213V23L216 24ZM230 22H231V21H230ZM251 22H250V23H251ZM258 22H259V21H258ZM158 23L161 24V22H158ZM180 23H181V22H180ZM187 23H188V20H187ZM203 23H204V20H203ZM260 23H261V21H260ZM1 24H0V25H1ZM3 24H4V23H3ZM17 24H18V23H17ZM17 24H16V25H17ZM20 24H21V23L18 24V27L20 26ZM151 24H152V23H151ZM155 24H156V23H155ZM206 24H207V23H206ZM220 24H221V23H220ZM256 24H257V23H256ZM11 25H12V24H11ZM11 25H9V29H10ZM16 25H15V27H16ZM21 25H22V24H21ZM158 25H159V24H158ZM175 25H176V24H175ZM179 25H180V24H179ZM183 25H184V24H183ZM208 25H209V24H208ZM208 25H207V26H208ZM210 25H211V26H210ZM210 25H209V26L212 27V23H210ZM217 25H218V24H217ZM217 25H216V26H217ZM257 25H259V24H257ZM260 25H262V24H260ZM260 25H259V26H260ZM2 26H3V25H2ZM2 26H0V29H1ZM4 26H5V25H4ZM6 26H8V25L6 24ZM12 26H13V25H12ZM24 26H25V25H24ZM150 26H151V25H150ZM154 26H156V25H154ZM176 26H177V25H176ZM200 26H201V25H200ZM204 26H205V24H204ZM213 26L215 27V25H213ZM251 26H252V24H251ZM253 26H252V27H253ZM255 26H256V25H255ZM255 26H254V27H255ZM259 26H258V28H259ZM15 27H14V28H15ZM18 27H17V28H18ZM22 27H23V25H22ZM192 27H193V26H192ZM202 27H203V26H202ZM205 27H206V26H205ZM214 27H213V29H216V28H214ZM254 27H253V28H254ZM261 27H262V26H261ZM263 27H264V26H263ZM19 28H20V27H19ZM23 28H25V29L27 30L28 27H23ZM144 28H146V27H144ZM154 28H155V27H154ZM154 28H153V29H154ZM190 28H191V27H190ZM190 28H189V29H190ZM194 28H195V27H194ZM197 28L200 29L199 27H197ZM258 28H256V29H258ZM9 29L7 28L8 31H9ZM11 29H12V27H11ZM11 29H10V30H11ZM15 29H16V28H15ZM25 29H24V30H25ZM76 29L78 30L79 28H76ZM82 29H83V28H82ZM82 29H81V30H82ZM115 29L119 30L118 28H114V30H115ZM120 29H121V28H120ZM186 29H187V28H186ZM186 29H185V32H186V31H189L188 29H187V30H186ZM198 29L196 30V32L198 31ZM203 29H205V28H203ZM248 29H250V28H248ZM248 29H247V30H248ZM256 29H255V30H256ZM263 29H264V28H263ZM1 30H2V29H1ZM22 30H23V29H22ZM24 30H23V31H24ZM110 30L112 31V28H111ZM122 30H123V29H122ZM146 30H147V29H146ZM150 30H152V29H150ZM190 30H191V29H190ZM192 30H193V29H192ZM192 30H191V31H192ZM205 30H207V28H206ZM208 30H210L209 27H208ZM216 30H217V29H216ZM252 30H253V29H252ZM255 30H254V31H255ZM260 30H261V29H260ZM11 31H12V30H11ZM19 31H20V29H19ZM72 31H74V30H72ZM79 31H80V30H79ZM85 31H86V30H85ZM89 31H90V30H89ZM120 31H121V30H120ZM183 31H184V29H183ZM203 31H204V30H203ZM203 31H202V32H203ZM263 31H264V30H263ZM2 32L5 33L4 30H3ZM2 32H1L0 34H2ZM14 32H15V31H14ZM24 32H25V31H24ZM24 32H23V34H24ZM70 32H71V31H70ZM87 32H88V31H87ZM114 32H115V31H114ZM122 32H123V31H122ZM180 32H181V31H180ZM189 32H190V31H189ZM189 32H187V33H189ZM194 32H195V30H194ZM199 32H201V30L198 31V33H199ZM206 32H207V31H206ZM206 32H205V33H206ZM208 32H209V31H208ZM210 32H212V31H210ZM215 32H216V31H215ZM251 32H252V31H251ZM259 32H260V31H259ZM7 33L10 34V32H7ZM18 33H19V32H18ZM72 33H73V32H72ZM116 33H117V32H116ZM118 33H119V31H118ZM123 33H126V32H123ZM182 33H183V32H182ZM182 33H181V34H182ZM187 33H186V34H187ZM198 33H197V34H198ZM213 33H214V32H213ZM248 33H249V32H248ZM256 33H257V36L261 34V32H260V34H258V31H257V30H256ZM5 34H6V33H5ZM13 34H14V33H13ZM13 34H12V35H13ZM16 34H17V33H16ZM16 34H15V36H18V35H16ZM61 34H62V33H61ZM104 34H105V32H104ZM110 34H113V33L111 32ZM120 34H121V33H120ZM184 34H185V33H184ZM184 34H183V35H184ZM191 34H194V33L192 32V33H190V35H191ZM209 34H210V33H209ZM250 34H251V33H250ZM252 34L254 35V33H252ZM252 34H251V35H252ZM2 35H3V34H2ZM28 35H29V34H28ZM65 35H66V34H65ZM71 35H72V34H71ZM74 35H75V33H74ZM74 35H73V36H74ZM94 35H95V34H94ZM106 35H107V34H106ZM121 35H122V34H121ZM179 35H180V34H179ZM194 35H195V34H194ZM199 35H200V34H199ZM203 35H204V32H203ZM205 35L207 36V34H205ZM210 35H211V34H210ZM245 35H246V34H245ZM251 35H250V38H253V36H251ZM7 36L10 38V35H7ZM25 36H26V35H25ZM67 36H68V35H67ZM79 36H80V35H79ZM83 36H84V35H83ZM92 36H93V35H92ZM116 36H119V35H116ZM180 36H181V35H180ZM197 36H198V35H197ZM200 36H202V35H200ZM211 36H212V35H211ZM4 37H5V36H4ZM4 37H3V40H2V38L0 37L1 40L3 41V42H2V41L0 42V47H3L2 45H4V44L6 43V42L4 43ZM19 37H20V36H19ZM49 37H50V36H49ZM74 37H75V36H74ZM87 37H89V36H87ZM90 37H91V36H90ZM93 37H94V36H93ZM98 37H99V36H98ZM123 37H124V36H123ZM185 37H186V36H185ZM207 37H208V36H207ZM242 37H243V36H242ZM244 37H245V36H244ZM247 37H249V36H247ZM247 37H245V38H247ZM260 37H261V36H260ZM9 38H7V41L10 40ZM11 38H12V37H11ZM15 38H17V37H15ZM21 38H22V37H21ZM47 38H48V37H47ZM94 38H95V37H94ZM113 38H114V37H113ZM180 38H181V37H180ZM187 38H188V37H187ZM194 38H196V36L193 37V39H194ZM197 38L199 39L200 37L198 36ZM201 38H202V37H201ZM205 38H206V37H205ZM8 39H9V40H8ZM12 39H13V38H12ZM29 39H30V38H26V39H24V40H29ZM49 39H51V38H49ZM58 39H59V38H58ZM66 39H67V37H66ZM76 39H77V38H76ZM84 39H85V38L81 39V40H82V43H83ZM99 39H100V38H99ZM101 39H102V38H101ZM116 39H118V38H116ZM181 39H183V38H181ZM181 39H180V41H181ZM188 39H189V38H188ZM203 39H204V38H203ZM206 39H207V38H206ZM239 39H240V38H239ZM241 39H242V38H241ZM243 39H244V38H243ZM255 39H256V38H255ZM5 40H6V39H5ZM13 40H15V39H13ZM24 40H22V41H24ZM51 40H53V39H51ZM55 40H56V38H55ZM55 40H54V41H55ZM64 40H65V38H64ZM67 40H68V39H67ZM81 40H79V41H81ZM86 40H88V41L90 40V41H91V40H93V39H92V38H91V39H90V38H89V39L86 38ZM95 40H97V38H95ZM106 40H107V39H106ZM190 40H191V38H190ZM210 40L212 41V38H211ZM210 40H209V41H210ZM251 40H252V39H251ZM15 41H16V40H15ZM19 41H20V40H19ZM19 41H18V42H19ZM57 41H59V40H57ZM71 41H72V40H71ZM71 41H70V42H71ZM73 41H75V40H73ZM79 41H77V42H79ZM88 41H85V42H88ZM93 41H94V40H93ZM110 41H111V39H110ZM182 41H184V39H183ZM185 41H186V38H185ZM192 41H193V40H192ZM195 41H196V40H195ZM204 41L207 42L208 40L206 41V40L204 39ZM204 41H201V42H204ZM238 41H239V40H238ZM242 41H243V40H242ZM259 41H260V39H259ZM13 42H14V41H13ZM16 42H17V41H16ZM26 42H27V41H26ZM32 42H33V41H32ZM49 42H50V41H49ZM60 42H61V41H60ZM75 42H76V41H75ZM75 42H73V43H75ZM77 42H76V43H77ZM85 42H84V43H85ZM113 42H114V41H113ZM113 42H111V43H113ZM197 42H198V41H197ZM236 42H237V41H236ZM7 43H9V42H7ZM7 43H6V44H7ZM20 43H22V42H20ZM23 43H24V42H23ZM68 43H69V42H68ZM76 43H75V44H76ZM80 43H81V42H80ZM80 43H78L77 45H79ZM84 43H83V44H84ZM94 43H95V42H94ZM96 43H100V41H98V42H96ZM108 43H109V42H108ZM174 43H175V42H174ZM185 43H186V42H185ZM199 43H200V42H199ZM226 43H227V42H226ZM239 43H240V42H239ZM242 43H243V42H242ZM251 43H252V42H251ZM6 44H5V45H6ZM11 44H12V42H11ZM13 44L15 45V43H13ZM16 44H17V43H16ZM34 44H35V43H34ZM41 44H42V43H41ZM61 44H62V43H61ZM61 44H60V45H61ZM65 44H66V43H65ZM104 44H105V43H104ZM197 44H198V43H197ZM210 44H211V43H210ZM210 44H207V43H206L207 47H208V45L210 46ZM213 44H215V43H213ZM213 44H212V46H213ZM218 44H219V43H218ZM220 44H221V43H220ZM222 44H224V43H222ZM229 44H230V42H229ZM233 44H235V43H233ZM258 44H259V43H258ZM49 45H50V44H49ZM52 45H53V43H52ZM57 45H58V44H56V46H57ZM60 45H58L59 47L57 46V47H58V50L60 49V47H62V46H60ZM77 45H76V46H77ZM87 45L90 46L91 44H87ZM87 45H86V46H87ZM95 45H96V44H95ZM95 45H92V46L94 47ZM216 45H217V44H216ZM263 45H264V44H263ZM6 46H7V45H6ZM11 46H12V45H11ZM22 46H23V44H22ZM26 46H29V44L26 45ZM56 46H55V47H56ZM64 46H65V45L63 44V47H64ZM71 46H72V44H71ZM76 46H74V47H76ZM84 46H85V45H84ZM89 46H87V47H89ZM97 46H99V44H98ZM214 46H215V45H214ZM230 46H231V45H230ZM260 46H261V45H260ZM260 46H259V48H260ZM7 47H8V46H7ZM18 47H20V46H18ZM29 47H30V46H29ZM29 47H27V48L29 49ZM31 47H33V45H31ZM43 47H44V46H43ZM43 47H42V48H43ZM49 47H50V46H49ZM53 47H54V46H53ZM65 47H66V46H65ZM79 47H80V46H78V49H80V51H82V50L84 49V48L82 49V47H81V48H79ZM99 47L102 48L101 46H99ZM103 47H104V45H103ZM205 47H206V46H205ZM219 47H221V46L219 45ZM224 47H225V46H224ZM253 47H254V46H253ZM253 47H250V49H251V48L253 49ZM255 47H256V46H255ZM255 47H254V49H255L254 51H257V49H259V48L256 49ZM3 48H5V47H3ZM3 48H2V49H3ZM12 48H13V47H12ZM12 48H11V49H12ZM14 48H16V47H14ZM20 48H21V47H20ZM72 48H73V47H72ZM72 48H71V50H73ZM76 48H77V47H76ZM85 48H86V47H85ZM90 48H92V47H90ZM110 48H111V50H112V47H110ZM203 48H204V47H203ZM208 48H209V47H208ZM228 48H229V46H228ZM231 48H232V47H231ZM233 48H234V47H233ZM236 48H237V47H236ZM242 48H243V47H242ZM17 49H18V48H17ZM21 49H23V48H21ZM40 49H41V48H40ZM44 49H45V48H44ZM44 49H43V50H44ZM46 49H48V47H47ZM50 49H51V48H50ZM54 49H55V48H54ZM66 49H69V48H65V51H64L65 54H64V56H65L66 53H67V52H66ZM81 49H82V50H81ZM96 49H97V48H96ZM105 49H106V48L104 47V50L102 49V52L105 51ZM108 49H109V48H108ZM234 49H235V48H234ZM234 49H233V51H234ZM260 49H261V48H260ZM260 49H259V50H260ZM15 50H16V49H15ZM15 50H14V52H15ZM26 50H27V49H26ZM43 50H41V51L39 50V51H40V52H43ZM61 50H62V48H61ZM63 50H64V49H63ZM74 50H75L76 53L78 52L77 49H74ZM74 50H73V51H74ZM85 50H86V49H85ZM92 50H93V49H92ZM94 50H95V49H94ZM97 50H98V49H97ZM106 50H107V49H106ZM206 50H208V49H206ZM209 50H210V48H209ZM219 50H220V49H219ZM237 50H238V49H237ZM241 50H242V49H241ZM245 50H247V48H245ZM1 51H2V50H1ZM8 51H9V50H8ZM11 51H12V50H11ZM18 51H19V50H18ZM22 51H23V50H22ZM24 51H25V49H24ZM33 51H34V50H33ZM48 51H49V49H48ZM52 51H53V49H52ZM52 51L50 50V54H51ZM56 51H57V50H56ZM56 51L54 50V51H53V54H57ZM67 51H68V53H69V50H67ZM87 51L89 52L90 49L87 50ZM113 51H114V50H113ZM204 51H205V49H204L203 51H201V53H203ZM229 51L231 52L232 50H229ZM242 51H243V50H242ZM260 51H261V50H260ZM45 52H47V51L45 50ZM45 52H43V53H45ZM54 52H55V53H54ZM61 52H63V51H61ZM71 52H72V51H71ZM84 52H85V51H84ZM105 52H106V51H105ZM105 52H103V55H106L108 52H109V54H110V51H108V50H107L106 54H105ZM206 52H207V51H206ZM219 52L221 53V51H219ZM224 52H225V51H224ZM227 52H228V50H227ZM237 52H238V51H237ZM240 52H241V51H240ZM261 52H262V51H261ZM6 53H7V52H6ZM8 53H9L10 55H11V54L14 55V53H11V52H8ZM18 53H19V52H18ZM21 53H22V52H21ZM68 53H67V54H68ZM80 53H81V52H80ZM93 53H94V52H93ZM95 53H96V52H95ZM100 53H101V52H100ZM111 53H112V51H111ZM207 53H208V52H207ZM220 53H217V54L219 55ZM228 53H229V52H228ZM231 53H232V52H231ZM234 53H235V52H234ZM16 54H17V53H15V55H16ZM22 54H23V53H22ZM34 54H35V53H34ZM45 54H46V53H45ZM48 54H49V53H48ZM58 54L60 55L59 52H58ZM69 54H70V53H69ZM73 54H74V53H73ZM88 54H89V53H88ZM88 54H87V55H88ZM98 54H99V53H98ZM98 54H97V55H98ZM112 54H114V53H112ZM222 54H224V53H222ZM235 54H236V53H235ZM235 54H234L233 56H235ZM257 54H258V51H257ZM260 54H261V53H260ZM262 54H263V53H262ZM2 55H3V57H2ZM4 55H5V53H2V54H1V56H0V63H1V62H4V61L9 57V56L4 57ZM6 55H7V54H6ZM15 55H14V57H15ZM29 55L31 56L32 53L29 54ZM38 55H43V54H42V53H38ZM38 55H37V56H38ZM87 55H85L86 58L88 57ZM97 55H95V56H97ZM101 55H102V53H101ZM206 55H207V54H206ZM215 55H216V53H215ZM16 56H17V55H16ZM43 56H45V55H43ZM43 56H38V57H43ZM46 56H47V55H46ZM49 56H52V55H49ZM49 56H48V58H52V57H49ZM72 56H73V55H72ZM81 56H82V55H81ZM89 56H90V54H89ZM95 56H94V58H97V57H95ZM107 56H108V55H107ZM209 56H210V55H209ZM211 56H212V55H211ZM213 56H214V55H213ZM216 56H217V55H216ZM229 56H230V55H229ZM257 56H258V55H257ZM261 56H262V55H261ZM22 57H23V55H22ZM27 57H28V56H27ZM33 57H34V55H33ZM53 57H54V56H53ZM55 57H56V55H55ZM65 57H66V56H65ZM83 57H84V55H83ZM103 57H104V56H103ZM103 57H102V58H103ZM105 57H106V56H105ZM110 57H111V55H110ZM217 57H218V56H217ZM220 57H221V56H219V58H220ZM226 57H227L226 59H228V56H226ZM236 57H238V53H237V56H236ZM19 58H20V57H19ZM25 58H26V56H25ZM25 58H24V59H25ZM34 58H35V57H34ZM48 58H47V59H48ZM72 58H73V57H72ZM79 58H81V57H79ZM88 58H89V57H88ZM106 58H107V57H106ZM206 58H207V57H206ZM208 58H209V57H208ZM208 58H207V59H208ZM221 58H223V56H222ZM231 58H232V55H231ZM231 58H230V59H231ZM233 58H234V57H233ZM251 58H253V56H252ZM251 58L249 57V59H251ZM21 59H22V58H21ZM30 59H31V58H30ZM30 59H29V60H30ZM39 59H40V58H39ZM44 59H46V57H45ZM44 59L41 58V60H44ZM47 59H46V60H47ZM54 59H55V58H54ZM58 59H59V58H58ZM74 59H76V58H74ZM77 59H78V58H77ZM83 59H84V58H83ZM91 59H92V58H91ZM91 59H90V63L94 61V60L91 61ZM211 59H213V58H211ZM214 59H215V57H214ZM226 59H225V60H226ZM230 59H228V60H230ZM243 59H244V58H243ZM13 60H14V59H13ZM29 60L27 61V63L29 62ZM33 60H34V59H33ZM37 60H38V59H37ZM37 60L35 59V62H33L32 64H30L29 66H33V67H35L36 69H39L40 71H41L42 69L45 70L47 67H49V66H47V62H46V61H40V60L37 61ZM56 60H57V59H56ZM64 60H65V59H64ZM64 60H63V61H64ZM70 60H73V59H70ZM204 60H205V59H204ZM208 60H209V59H208ZM218 60H219V59H218ZM218 60H217V61H218ZM220 60H221V59H220ZM223 60H224V58H223ZM246 60H247V58H246ZM251 60H252V59H251ZM16 61H17V60H16ZM18 61H19V60H18ZM18 61H17V62H18ZM25 61H26V59H25ZM30 61H31V60H30ZM67 61H68V60H67ZM67 61H66V62H67ZM74 61H75V60H74ZM74 61H72V62L70 61L71 64H72ZM81 61H82V60H81ZM83 61H85V60H83ZM209 61H211V60H209ZM213 61H214V60H213ZM247 61H248V60H247ZM8 62H9V61H8ZM14 62H15V61H14ZM20 62L23 63V61H20ZM76 62H77V61H76ZM76 62H74V63H76ZM206 62L208 63V61H206ZM221 62H222V61H221ZM18 63H19V62H18ZM18 63H17V64H18ZM54 63H55V62H54ZM56 63H57V62H56ZM67 63H68V62H67ZM81 63H82V62H81ZM88 63H89V62H88ZM209 63H211V62H209ZM216 63H218V62H216ZM8 64H9V63H8ZM17 64L14 63V65H15V66H14V69H16V68L19 67L20 64H19L18 66H17ZM51 64H53V63H51ZM69 64H70V63H69ZM84 64H86V63H84ZM211 64H212V63H211ZM213 64H215V63L213 62ZM9 65H11V64H9ZM12 65H13V63H12ZM23 65H25V64H23ZM53 65H54V64H53ZM53 65H51V66H53ZM64 65H66V63H65ZM72 65H73V64H72ZM82 65H83V63H82ZM82 65H80V66H82ZM88 65H89V64H88ZM4 66H6V65H4ZM4 66H3V68H4ZM27 66H28V65H27ZM46 66H47V67H46ZM78 66H79V65H78ZM12 67H13V66H12ZM12 67H11V69H12ZM68 67H69V66H68ZM72 67H73V66H72ZM72 67H71V68H72ZM82 67H83V66H82ZM82 67H78V68L80 69V68H82ZM84 67H85V66H84ZM3 68L1 67L2 70L0 69V74H3L4 72H7V71H5ZM9 68H10V67H9ZM20 68H21V67H20ZM24 68H25V67H24ZM29 68H30V67H29ZM35 68H34V69H35ZM71 68H70V69H71ZM76 68H77V67H76ZM78 68H77V69H78ZM36 69H35V70H36ZM68 69H69V68H68ZM97 69H98V68H96L95 70H97ZM48 70H50V69H48ZM48 70H47V71H48ZM75 70H76V69H75ZM75 70L73 69V72H75V74H76V76H77V72H78V71L76 72ZM95 70H94V72H95ZM99 70H100V69H99ZM31 71H32V70H30V72H31ZM33 71H34V70H33ZM33 71H32V72H33ZM10 72H11V71H10ZM30 72L27 71V72H26L27 74H24V73H23V74L26 76V75H28V73H30ZM36 72H39V71L36 70ZM49 72L51 73V71H48V73H49ZM71 72H72V70H71ZM71 72H70V73H71ZM44 73H45V72H44ZM46 73H47V72H46ZM46 73H45V74H46ZM78 73H80V71H79ZM81 73H82V72H81ZM96 73H97V72H96ZM23 74H22V75H23ZM30 74H31V73H30ZM30 74H29V75H30ZM67 74H68V73H67ZM72 74H74V73H72ZM72 74H71V75H72ZM93 74H94V73H93ZM93 74H92V75H93ZM208 74H209V73H208ZM208 74H207V76H208ZM5 75H6V74H5ZM9 75H10V74H9ZM9 75H8V76H9ZM24 75H23V76H24ZM29 75H28V76H29ZM32 75H33V74H32ZM32 75H30V77H31ZM39 75H40V73H39ZM39 75H37V77H38ZM46 75H47V74H46ZM48 75H49V74H48ZM65 75H66V74H65ZM79 75H80V74H79ZM97 75H99V74L97 73ZM217 75L220 76V74H216L215 77H217ZM251 75H252V74H251ZM3 76H4V75H3ZM11 76H12V75H11ZM16 76H17V75H16ZM16 76H15V77H16ZM20 76H21V75H19V77H20ZM34 76H36V75H34ZM34 76H33L32 78H34ZM66 76H67V75H66ZM76 76H75V77H76ZM80 76H81V75H80ZM93 76H94V78H95V75H93ZM0 77H1V76H0ZM4 77H5V76H4ZM6 77H7V75H6ZM15 77H14V78H15ZM43 77H44V76H43ZM46 77H47V76H46ZM46 77H45V79H46ZM50 77H51V76H50ZM64 77H65V76L63 75L61 78H63L64 80L67 79V78H64ZM90 77H91V75L89 76V78H90ZM98 77H99V76H98ZM205 77H206V76H205ZM222 77H224V76H222ZM253 77H254V76H253ZM9 78H10V77H9ZM9 78H8V80H9ZM16 78H18V77H16ZM40 78H41V77H40ZM61 78H60V79H61ZM68 78H69V77H68ZM71 78H72V77H71ZM71 78H70V80L72 81L73 79H71ZM73 78H74V76H73ZM80 78H81V77H80ZM91 78H92V77H91ZM206 78H208V77H206ZM209 78H210V77H209ZM211 78H212V77H211ZM219 78H220V77H219ZM219 78H218V79H219ZM4 79H5V78H4ZM43 79H44V78H43ZM45 79H44V80H45ZM47 79H48V78H47ZM47 79H46V81H47ZM50 79H52V78H50ZM50 79H48V80H50ZM60 79H59V77H58L57 82H59ZM83 79H85V78H83ZM213 79H214V77H213ZM218 79H217V80H218ZM0 80H1V79H0ZM13 80H14V79H13ZM35 80H36V79H35ZM37 80H38V79H37ZM37 80L34 81V82H37ZM41 80H42V79H41ZM41 80H39V81H41ZM52 80H55L54 77H53ZM52 80H51V81H52ZM74 80H75V79H74ZM74 80H73V81H74ZM208 80H210V79H208ZM223 80L225 81V78H224ZM247 80H248V79H247ZM249 80H250V79H249ZM3 81H4V80H3ZM3 81H1V83L4 85V82H3ZM11 81H12V77H11ZM39 81H38V82H39ZM42 81H43V80H42ZM55 81H56V80H55ZM77 81H78V80L76 79L75 82H77ZM85 81H86V80H85ZM181 81H183V80H181ZM205 81H206V80H205ZM205 81H203V82H205ZM211 81H213V80H211ZM214 81H215V80H214ZM218 81H219V80H218ZM253 81H255L254 78H253ZM5 82L7 83V81H5ZM38 82L35 83V84H38ZM48 82H50V81H48ZM61 82H63V81H61ZM185 82H186V81H184L183 83H185ZM203 82H202V83H203ZM220 82H221V81H220ZM220 82H219V83H220ZM246 82H248V81H246ZM246 82H245V83H246ZM249 82H250V81H249ZM6 83H5V84H6ZM59 83H60V82H59ZM81 83L83 84L84 81H82ZM179 83H180V82H179ZM179 83H178V84H179ZM183 83H182V84L180 83L181 86H183ZM206 83H207V81H206ZM210 83H211V82H210ZM217 83H218V82H217ZM219 83H218V84H219ZM251 83L254 84V82H251ZM251 83H248V85H252V87H254L255 84H254V86H253V84H251ZM2 84H0V85L2 86ZM41 84H42V83H41ZM44 84H45V81H44ZM50 84L53 85L54 82H53V83H50ZM57 84H58V83H57ZM57 84H56V85H57ZM62 84H64V82H63ZM72 84H74V83H71V84H70L71 87H72ZM75 84H76V83H75ZM75 84H74V85H75ZM82 84H81V85H82ZM180 84H179V86H180ZM52 85H51V86H52ZM56 85H55V86H56ZM74 85H73V86H74ZM78 85H80V84H78ZM186 85H187V84H186ZM186 85H184V87H185ZM202 85H203V84H202ZM208 85H209V83H208ZM212 85H213V83H212ZM215 85H216V84H215ZM228 85H229V83H228ZM38 86H39V85H38ZM38 86H37V87H38ZM48 86L50 87V85H48ZM48 86H47V88H49ZM66 86H68V85H65L64 87H66ZM181 86H180V87H181ZM187 86H188V85H187ZM216 86H217V85H216ZM261 86H262V85H261ZM42 87H43V86H42ZM42 87H40V88H42ZM44 87H46V86H44ZM44 87H43V88H44ZM61 87H62V86H61ZM177 87H178V86H177ZM218 87H219V86H218ZM243 87H244V86H243ZM40 88H39V89H40ZM53 88H54V86H53ZM53 88H52V89H53ZM62 88H63V87H62ZM67 88H69V87H67ZM67 88H65V89H67ZM191 88H192V87H191ZM205 88H206V87H205ZM208 88H209V87H208ZM219 88H221V86H220ZM219 88H218V89H219ZM223 88L225 89V87H223ZM223 88H222L221 90H223ZM226 88H228V87H226ZM237 88H238V90H239V87H237ZM241 88H242V86H241ZM245 88H246V85H245L244 89H245ZM249 88H250V87H249ZM256 88H257V86H256ZM256 88H255V89H256ZM258 88H259V87H258ZM261 88H263V86H262ZM261 88H259V89H261ZM44 89H45V88H44ZM44 89H43V91H41V94H43L42 92H44V91L46 92V91L48 90V89H46V90H44ZM52 89L50 88L49 91H52ZM55 89H56V88H55ZM58 89H60V88H58ZM75 89H77V88H75ZM173 89H175V88L173 87L172 90H173ZM181 89H182V87H181ZM181 89H180V90H181ZM193 89H194V88H192V90H193ZM209 89L211 90V88H209ZM209 89H208V90H209ZM216 89H217V88L215 87V89H214V90L212 89V90H213V91H216ZM230 89H231V88H230ZM244 89H243V90H244ZM41 90H42V89H41ZM60 90H61V89H60ZM60 90H59V91H60ZM67 90H68V89H67ZM71 90L73 91V89H71ZM172 90H170V92H171ZM177 90H179V89H177ZM177 90L175 89L174 92L177 91ZM183 90H187V88H186V89H183ZM188 90H189V89H188ZM201 90H202V89H201ZM203 90H204V89H203ZM203 90H202V91H203ZM221 90H220V91H221ZM235 90H236V93H237L238 90H237V89H235ZM235 90H234V91H235ZM240 90H241V92H242V89H240ZM247 90H248V89H247ZM247 90H246V91H247ZM256 90H258V89H256ZM49 91H48V92H49ZM53 91H55V90L53 89ZM53 91H52V92H53ZM56 91L59 92L58 90H56ZM61 91L64 92V89H62ZM72 91H71V92H72ZM189 91H190V90H189ZM193 91H194V90H193ZM193 91H190V94H191V92H193ZM199 91H200V90H199ZM202 91H201V92H202ZM204 91H207V90H204ZM217 91H218V90H217ZM223 91H224V90H223ZM229 91L232 92L231 90H229ZM234 91H233V93H235ZM244 91H245V90H244ZM250 91H251V90H250ZM261 91H262V89H261ZM30 92H31V91H30ZM33 92H35V95L37 94L36 91H32L31 94H30V96H31L32 94H33V96H34V93H33ZM37 92H38V91H37ZM39 92H40V90H39ZM68 92H70V90L67 91V93H68ZM71 92H70V93H71ZM170 92H169V93H170ZM177 92H179V91H177ZM182 92H183V91H182ZM207 92H208V91H207ZM221 92H222V91H221ZM225 92H226V91H225ZM225 92H224V93H225ZM247 92H248V91H247ZM253 92H254V90H253ZM257 92H258V91H257ZM25 93H27V92H25ZM25 93H24V94H25ZM175 93H176V92H175ZM184 93H185V92H184ZM186 93H187V92H186ZM202 93H203V92H202ZM209 93H210V92H209ZM213 93H214V92H213ZM213 93H212V94H213ZM215 93H217V92H215ZM239 93H240V91H239ZM255 93H256V91H255ZM255 93H254V94H255ZM260 93H261V92H260ZM28 94H29V93H28ZM44 94H45V93H44ZM49 94H51V93H49ZM56 94H57V93H56ZM61 94H62V92H60V95H61ZM65 94H66V93H65ZM117 94H118V93H117ZM173 94H174V93H173ZM177 94H178V93H177ZM192 94H193V93H192ZM198 94H199V92H197V95H198ZM207 94H208V93H207ZM220 94H221V93H220ZM220 94H219V95H220ZM222 94H223V93H222ZM222 94H221V95H222ZM230 94H231V93H230ZM243 94H245V93L243 92ZM248 94H249V93H248ZM252 94H253V93H252ZM256 94H257V93H256ZM263 94H264V93H263ZM263 94H262V96H264ZM25 95H27V94H25ZM25 95H24V99L26 98ZM38 95H39V94H38ZM46 95H48V94H46ZM46 95H45V96H46ZM53 95H54V94H53ZM169 95H172V94H169ZM174 95H175V94H174ZM179 95H182V94H179ZM188 95H189V94H188ZM195 95H196V92H195ZM200 95H201V93H200ZM200 95H198V96H200ZM213 95H214V94H213ZM213 95H212V96H213ZM219 95H216V96H219ZM226 95H227V94H226ZM238 95H239V94H238ZM238 95L236 96L237 98H238ZM260 95H261V94H260ZM27 96H28V95H27ZM41 96H43V95H41ZM45 96H44V97H45ZM55 96H56V95H55ZM57 96H58V95H57ZM57 96H56V97H57ZM61 96H62V95H61ZM64 96H65V95H64ZM115 96H118V95H115ZM166 96H167V95H166ZM202 96H203V95H202ZM204 96H205V95H204ZM204 96H203V97H204ZM212 96H211V97H212ZM227 96H228V100H229V99H230V98H229L230 96H229V95H227ZM234 96H235V95H234ZM239 96H240V95H239ZM241 96H242V95H241ZM246 96H248V95H246ZM262 96H261V97H262ZM39 97H40V96H39ZM59 97H60V96H59ZM113 97H114V96H113ZM113 97H112V98H113ZM119 97H123V96L121 95V96H119ZM178 97H180V96H178ZM182 97H184V95H183ZM185 97H186V96H185ZM188 97H191V96H188ZM188 97H186V98H188ZM203 97H202V99H203ZM208 97H209V96H208ZM219 97H223V96H219ZM232 97H233V95H232ZM232 97H231V98H232ZM253 97H254V96H253ZM35 98H36V97H35ZM42 98H43V97H42ZM46 98H48V97H45V99H46ZM54 98H55V97L53 96V97H51V100H48V101H53V100H55ZM163 98H164V97H163ZM165 98L167 99V97H165ZM165 98H164V99H165ZM169 98H170V97H169ZM191 98H193V97H191ZM194 98H195V96H194ZM217 98H218V97H217ZM223 98H224V97H223ZM223 98H222V99H223ZM237 98H235V99H237ZM240 98H241V97H240ZM244 98H245V97H244ZM246 98H248L249 100H252V99H253V98L250 99L251 97H250V98H249V97H246ZM254 98H255V97H254ZM257 98H259V100H258V99H254V100H253L254 103H256L255 100H258V101L260 102V99H261V98H260V97H257ZM262 98H263V97H262ZM20 99H21V98H20ZM20 99H19V102H21ZM22 99H23V98H22ZM26 99L30 100L29 98H26ZM43 99H44V98H43ZM45 99H44V100H45ZM116 99H118V98H116ZM123 99H125V98L123 97ZM123 99H122V100H123ZM172 99H173V98H171L170 100L172 101ZM175 99H176V101H178L176 97H175ZM175 99H174V100H175ZM181 99H182V98H181ZM195 99H196V98H195ZM195 99H194V101H195ZM197 99H199V98H197ZM200 99H201V98H200ZM200 99H199V100H200ZM209 99H210V98H209ZM218 99H219V98H218ZM233 99H234V97H233L231 100H233ZM242 99H243V98H242ZM242 99H241V100H242ZM12 100H13V99H12ZM16 100H17V102H18V99H16ZM31 100H32V99H31ZM36 100H37V99H36ZM58 100H59V99H58ZM58 100H57V101H58ZM111 100H112V99H111ZM113 100H114V99H113ZM119 100H120V99H118V101H119ZM122 100H121V101H122ZM162 100H163V99H162ZM168 100H169V99H168ZM170 100H169V102H170ZM183 100H184V98H183ZM185 100H187V99H185ZM189 100H191V99H188L187 101H189ZM204 100H205V99H204ZM210 100H211V99H210ZM213 100H214V98H213ZM215 100H216V99H215ZM219 100H220V99H219ZM239 100H240V99H239ZM263 100H264V99H263ZM40 101H41V100H40ZM46 101H47V100H46ZM125 101H126V100H125ZM125 101H124V102H125ZM166 101H167V100H166ZM187 101H186V104H187ZM202 101H203V100H202ZM207 101H209V100H207ZM229 101H230V100H229ZM237 101H238V100H236V101H232V103H233V102L236 103ZM27 102H28V101H27ZM31 102H32V101H31ZM43 102H44V101H43ZM43 102H42V103H43ZM53 102H54V101H53ZM55 102H56V100H55ZM114 102H115V100L113 101V104H114ZM116 102H117V101H116ZM126 102H127V101H126ZM126 102H125V103H126ZM128 102H129V101H128ZM142 102H143V100H142ZM142 102H141V103H142ZM144 102H145V101H144ZM164 102H165V101H164ZM167 102H168V101H167ZM181 102H182V100L180 101V103H181ZM183 102H184V101H183ZM183 102H182V103H183ZM191 102H192V101H191ZM191 102H189V104H188L189 106H190V103H191ZM205 102H206V101H205ZM209 102H211V101H209ZM219 102H220V101H219ZM230 102H231V101H230ZM242 102L247 103L246 101H243V100H242ZM261 102H262V100H261ZM21 103H23V102H21ZM45 103H46V102H45ZM48 103H49V102H48ZM109 103H110V102H109ZM118 103H120V101H119ZM121 103H122V102H121ZM135 103L140 104V103H138V102H135ZM173 103H174V102H173ZM176 103H177V102H176ZM182 103H181V104H182ZM223 103H225V102H223ZM235 103H234V104H235ZM240 103H241V102H240ZM240 103H238V104H240ZM263 103H264V102H263ZM263 103H262V104H263ZM0 104H2V103H0ZM3 104H4V103H3ZM5 104H8V103L6 102ZM11 104H12V102H11ZM15 104H16V103H15ZM15 104H14V105H15ZM34 104H35V103H34ZM34 104H33V103H31V104L27 103L28 110H30V111L33 112L35 109H37V108L39 109V107H40V109L42 108L41 104H40V105H39V104H38V105H36V104L34 105ZM43 104H44V103H43ZM52 104H53V103H52ZM55 104H56V103H55ZM55 104H54V105H55ZM111 104H112V103H111ZM137 104H136V105H137ZM147 104H148V103H146V105H147ZM186 104H185V105H186ZM191 104H192V103H191ZM196 104H197V103H196ZM198 104H199V102H198ZM203 104H204V103H203ZM203 104H202V105H203ZM206 104H207V102H206ZM213 104H214V103H213ZM216 104H217V103H216ZM216 104H215V105H216ZM227 104H228V102H227ZM238 104H237V105H238ZM17 105H18V104H17ZM20 105H21V104H20ZM48 105H50V104H48ZM48 105H47V107H48ZM54 105H53V106H54ZM115 105H116V103H115ZM115 105H114V106H115ZM118 105H119V104H118ZM118 105H117V106H118ZM122 105H123V104H122ZM122 105H121V106H122ZM128 105H132V104H128ZM165 105H166V104H165ZM177 105H178V104H177ZM183 105H184V104H183ZM207 105H208V104H207ZM207 105H206V106H207ZM210 105H211V103H210ZM215 105H214V107H215ZM220 105H221V104H220ZM222 105H223V104H222ZM224 105H225V104H224ZM230 105H231V104H230ZM235 105H236V104H235ZM255 105H256V107L258 106V104H255ZM260 105H261V103H260ZM1 106H2V105H1ZM3 106H4V105H3ZM22 106H23V108H21ZM22 106H20V109H19V106H18V109H19V110L17 109L18 112H15L16 114H12L14 118H12V115H9V116H11V118L8 116V117H9L8 119H12V120H8V121L5 120L6 122L4 121V122H3L4 124H2L1 126L5 127V126H7L9 123H11L12 121H18L17 124L23 122L24 119H26V118H24V117H27V116H23V115H22V112L24 111V105H22ZM25 106H26V105H25ZM35 106H36V108H35ZM45 106H46V105H45ZM50 106H51V105H50ZM134 106H135V105L133 104V107H134ZM140 106H142V105H140ZM144 106H145V105H144ZM144 106H143V108H144ZM148 106H149V105H148ZM148 106H147V107H148ZM173 106H176V105H173ZM193 106H194V105L192 104V107H193ZM195 106H196V105H195ZM200 106H201V104H200ZM200 106H199V107H200ZM226 106H227V105H226ZM238 106H239V105H238ZM240 106H243V104H242V105L240 104ZM240 106H239V107H240ZM245 106H247V105H245ZM263 106H264V105H263ZM4 107H5V106H4ZM7 107H8V105H7ZM7 107H6V108H7ZM15 107H16V106H15ZM51 107H52V106H51ZM51 107H50V109H51ZM112 107H113V106H112ZM115 107H116V106H115ZM145 107H146V106H145ZM201 107H202V106H201ZM204 107H205V106H204ZM211 107H212V106H211ZM218 107H219V106H218ZM222 107H223V106H222ZM261 107H262V106H260V108H261ZM0 108H2V107H0ZM33 108H35V109H33ZM43 108L45 109V107H43ZM43 108H42V109H43ZM110 108H111V107H110ZM125 108H126V107H125ZM125 108H124V109H125ZM127 108H128V107H127ZM127 108H126V110H129V109L131 108V106L129 107V109H127ZM149 108H151V107L149 106ZM172 108H174V107H172ZM190 108H191V107H190ZM190 108H189V109H190ZM194 108H195V107H194ZM212 108H213V107H212ZM227 108H228V107H227ZM257 108H258V107H257ZM260 108H259V109H260ZM2 109H3V108H2ZM8 109H9V108H8ZM8 109H7V110H8ZM13 109H16V108H13ZM48 109H49V107H48ZM116 109H117V108H115V110H116ZM118 109H121V108H118ZM131 109H132V108H131ZM131 109H130V110H131ZM138 109H139V108H138ZM187 109H188V108H187ZM191 109H193V108H191ZM203 109H204V108H202V110H203ZM205 109L207 110V107H206ZM209 109H210V108H209ZM209 109H208V110H209ZM237 109H238V107H237ZM26 110H27V109H26ZM108 110H110V109L108 108ZM111 110H112V109H111ZM140 110H141V109H140ZM143 110H144V109H143ZM147 110H148V108H147ZM194 110H195V109H194ZM197 110H198V109H197ZM214 110H215V109H214ZM214 110H213V111H214ZM223 110H224V109H223ZM225 110H226V108H225ZM235 110H236V109H235ZM238 110H239V109H238ZM256 110H257V109H256ZM256 110H255V111H256ZM263 110H264V109H263ZM0 111H1L2 114H3L4 109H3V111H2V110H0ZM8 111H9V110H8ZM36 111H37V110H36ZM116 111H117V110H116ZM116 111H114V112H116ZM133 111H134V110H133ZM135 111L137 112V114H139V110L137 111V109H136ZM144 111H145V110H144ZM188 111H190V110H188ZM199 111H201V108H200ZM203 111H204V110H203ZM203 111H201V112H203ZM231 111H232V110H231ZM241 111H242V110H241ZM261 111H262V110H261ZM5 112H6V109H5ZM10 112H11V109H10ZM20 112H21V114H20ZM42 112H43V110H42ZM44 112H45V111H44ZM48 112H50V111L48 110ZM48 112H47V113H48ZM108 112H109V111H108ZM121 112H122V111H121ZM123 112H124V111H123ZM123 112H122V113H123ZM126 112H127V111H125V113H126ZM129 112H130V111H129ZM129 112H127V113H129ZM131 112H132V110H131ZM140 112H141V111H140ZM146 112H147V111H146ZM193 112H195V111H193ZM208 112L210 113V111H208ZM211 112H212V111H211ZM214 112H215V111H214ZM216 112H217V111H216ZM232 112H233V111H232ZM259 112H260V110H259ZM259 112H255V113L257 114V113H259ZM13 113H14V112H13ZM24 113H25V112H24ZM35 113H36V112H35ZM141 113H142V112H141ZM144 113H145V112H144ZM144 113H143V114H144ZM203 113H205V111H204ZM209 113H208V114H209ZM234 113H235V111H234ZM238 113H239V111H238ZM243 113H244V111H243ZM261 113H262V112H261ZM4 114H5V113H4ZM6 114H7V113H6ZM9 114H10V113H9ZM45 114H46V113H45ZM45 114L42 115V117H43V116H46ZM106 114H107V113H106ZM109 114H111V113H108V115H109ZM115 114H116V113H115ZM115 114H114V115H115ZM132 114H133V113H132ZM134 114H135V112H134ZM145 114H146V113H145ZM194 114H195V113H194ZM205 114H206V113H205ZM205 114H204V115H205ZM236 114H237V112H236ZM239 114H240V113H239ZM256 114H255L254 116L257 117ZM27 115H29V114H27ZM35 115L37 116L38 114H35ZM39 115H40V114H39ZM114 115H113V116H114ZM118 115H119V114H118ZM118 115H116V117H117ZM124 115H125V114H124ZM124 115H123V118H125ZM126 115H127V114H126ZM129 115H130V113H129ZM140 115H141V114H140ZM195 115H196V114H195ZM200 115H201V114H199V112H198V114H197L196 116L199 117ZM204 115H203L202 117H204ZM206 115H207V114H206ZM213 115H214V114H213ZM216 115H217V114H216ZM216 115H214V116H216ZM244 115H245V114H244ZM247 115H248V114H247ZM247 115H246V116H247ZM30 116H31V115H30ZM33 116H34V115H33ZM40 116H41V115H40ZM104 116H105V115H104ZM110 116H111V115H110ZM110 116H109V117H110ZM119 116H120V115H119ZM141 116H143V115H141ZM190 116H191V115H190ZM211 116H212V115H211ZM235 116H236V115H235ZM238 116H239V115H238ZM259 116H260V118H257V119H262L263 116L260 115V114H259ZM261 116H262V117H261ZM109 117H108V120L111 119V117H110V118H109ZM121 117H122V114H121ZM129 117H131V116H129ZM132 117H133V116H132ZM198 117H196V118H198ZM217 117H218V116H217ZM241 117H243V115H242ZM241 117H240V118H241ZM250 117H251V115H250ZM256 117H253V118L256 119ZM1 118H3V117L1 116ZM31 118H32V117H31ZM105 118H106V117H105ZM112 118H113V117H112ZM189 118H191V117H188V119H189ZM196 118H194V121H195ZM205 118H206V116H205ZM208 118L210 119V117H208V115H207V120H209ZM211 118H212V117H211ZM214 118H216V117H214ZM103 119H104V118H103ZM119 119H120V118H119ZM129 119H130V118H129ZM137 119H138V118H137ZM188 119H187V120H188ZM249 119H250V118H249ZM251 119H252V117H251ZM251 119H250V120H251ZM111 120H112V119H111ZM192 120H193V119H192ZM192 120H191V121H192ZM207 120H205V121H207ZM0 121H1V119H0ZM2 121H3V120H2ZM103 121H105V120H103ZM122 121H123V120H122ZM191 121H189V122L191 123ZM200 121H201V120H200ZM205 121L203 120V122H205ZM209 121L211 122V120H209ZM214 121H216V120L214 119ZM252 121H253V120H252ZM252 121H249V122H252ZM256 121H257V120H256ZM33 122H34V121H33ZM105 122H106V121H105ZM116 122H117V120H116ZM119 122H120V120H119ZM129 122H130V120H129ZM134 122H135V121H134ZM136 122H137V121H136ZM203 122H202V123H203ZM212 122H213V121H212ZM217 122H218V121H217ZM254 122H255V120H254ZM254 122H253V123H254ZM259 122H261V121H259ZM262 122H264V120H263ZM262 122H261V124H262ZM28 123H29V122H28ZM28 123H27V126H26V123H24L26 127H28ZM30 123H32V122H30ZM36 123H38V122H35V124L33 123V125L36 126V125H37ZM108 123H109V122H108ZM122 123H123V122H122ZM125 123H127V122H125ZM196 123H198V122H196ZM256 123H257V122H256ZM14 124H15V123H14ZM24 124L22 125V128L20 127V129H24V128H25V127L23 128ZM102 124H103V123H102ZM112 124H113V123H112ZM112 124H108V126L111 125L110 127L113 128ZM117 124H119V123H117ZM123 124H124V123H123ZM128 124H129V123H128ZM131 124H132V123H131ZM192 124H193V123H192ZM192 124H191V125H192ZM194 124H195V123H194ZM194 124H193V125H194ZM200 124H201V123H200ZM206 124H207V123H206ZM206 124H205V125H206ZM212 124H214V123H212ZM212 124H211V125H212ZM215 124H216L217 126L219 125V123H215ZM251 124H252V123H251ZM261 124H260V125H261ZM30 125H31V124H30ZM38 125H39V123H38ZM40 125H41V123H40ZM43 125H44V124H43ZM104 125L107 126V123L104 124ZM193 125H192V126H193ZM197 125H198V124H197ZM203 125H204V124H203ZM211 125H210V127H211ZM216 125H212L213 128H214V126H216ZM220 125H221V124H220ZM258 125H259V123H258ZM263 125H264V124H263ZM14 126H15V125H13L12 127H14ZM18 126H21V125H18ZM18 126H17V128H19ZM47 126H50V125H47ZM108 126H107V127H108ZM115 126H116V124H115ZM115 126H114V127H115ZM118 126H119V125H118ZM121 126H122V125H121ZM199 126H200V125H199ZM253 126L255 127V125H253ZM256 126H257V125H256ZM7 127H9V126H7ZM12 127H10V128L13 129ZM42 127H43V126H42ZM52 127H53V126H51L50 128H52ZM119 127H120V126H119ZM133 127H134V125H133ZM135 127H139V126L136 125ZM135 127H134V129H135ZM195 127H196V128H192V130H193V129L196 130V129L198 128L197 126H195ZM202 127H203V126H202ZM204 127H205V126H204ZM204 127H203V129H204ZM218 127H219V126H218ZM223 127H224V126H223ZM251 127H252V126H251ZM251 127H250V128H251ZM260 127H262V126H260ZM260 127H259V128H260ZM1 128H2V127H1ZM5 128H6V127H5ZM29 128H30V126H29ZM36 128H37V127H36ZM36 128H33V129H34L33 131L36 132V130H35ZM44 128H45V127H44ZM54 128H55V127H54ZM56 128H57V127H56ZM120 128H121V127H120ZM207 128H209V126H208ZM211 128H212V127H211ZM213 128H212V130H215V129H213ZM215 128H216V127H215ZM225 128H227V130H228V127H225ZM250 128H249V129H250ZM262 128H263V127H262ZM3 129H4V128H3ZM8 129H9V128H8ZM39 129H40V128H39ZM39 129H38V130H39ZM47 129H48V127H47ZM47 129H46V130H47ZM83 129H84V128H83ZM107 129H109V128H107ZM107 129L104 128V130H107ZM114 129H115V128H114ZM118 129H119V128H118ZM123 129H124V128H123ZM123 129H122V130H123ZM134 129H133V130H134ZM138 129H139V128H138ZM143 129H144V128H143ZM199 129H202V128H199ZM217 129H218V128H217ZM222 129H223V128H222ZM222 129H220V130H222ZM230 129H231V128H230ZM230 129L226 132L227 134H228V132L230 131ZM251 129H255V130H257L256 128H251ZM4 130H5V129H4ZM4 130H3V131H4ZM25 130H26V129H25ZM44 130H45V129H44ZM44 130H43V131H44ZM59 130H60V129H59ZM59 130H57V129H51L50 133H49L48 135L46 134V135H47L46 137L44 136V137H45V138H44V143L41 144L42 147L45 146V145H49V146H51V147L54 146V147H52V148L55 149V148H56L55 145H56V144L59 145V143L61 142V140H60V139H61V138H60L61 136H60V135L62 134L63 131L61 132V134H59V133H60V132L58 133ZM85 130H86V129H85ZM122 130H121V131H122ZM133 130H131V132H133ZM136 130H137V129H136ZM146 130H147V129H146ZM197 130H198V129H197ZM206 130H207V131H211L210 128H209V129H206ZM206 130H205L204 133H206ZM255 130H253V132H255ZM263 130H264V129H263ZM0 131H2V130H0ZM3 131H2V132H3ZM8 131H9V130H8ZM21 131H22V130H21ZM43 131H41V132H43ZM60 131H61V130H60ZM64 131H65V130H64ZM83 131H84V130H83ZM86 131H87V130H86ZM101 131H102V130H101ZM107 131H108V130H107ZM116 131H118V130H116ZM119 131H120V129H119ZM123 131H124V130H123ZM142 131H143V130H142ZM144 131H145V130H144ZM149 131H150V129H149ZM201 131H202V130H201ZM218 131H219V130H218ZM223 131H224V129H223ZM6 132H7V131H6ZM9 132H10V131H9ZM9 132H8V133H9ZM23 132H24V131H23ZM26 132H28V131H26ZM39 132H40V131H39ZM109 132H110V131H109ZM112 132H113V131H112ZM125 132H127V131L125 130ZM128 132H130V131L128 130ZM128 132H127V133H128ZM131 132H130V133H131ZM135 132H136V131H135ZM145 132H146V131H145ZM153 132H154V131H153ZM153 132H152V134H151V133H150V134H151V135L155 134V133H153ZM193 132H194V130H193ZM197 132H198V131H197ZM199 132H200V131H199ZM231 132H233V131H231ZM256 132H257V131H256ZM262 132H264V131H262ZM19 133H20V132H19ZM24 133H25V132H24ZM84 133H85V132H84ZM97 133H99V132H97ZM102 133H103V132H102ZM105 133H108V132H105ZM116 133H117V132H116ZM123 133H124V132H123ZM137 133H138V132H137ZM143 133H144V132H143ZM147 133H148V132H147ZM195 133H196V132H195ZM195 133H194V134H195ZM200 133H201V132H200ZM213 133H214V132H213ZM217 133H218V132H217ZM223 133H224V132H223ZM229 133H230V132H229ZM249 133H251V132L249 131ZM258 133H261V132L258 131ZM1 134H2V133H1ZM3 134H4V132H3ZM3 134H2V135H3ZM21 134H22V133H21ZM21 134H19V137H20ZM30 134H31V133H30ZM36 134L38 135L37 132H36ZM36 134H35V135H36ZM44 134H45V132H44ZM70 134H71V133H70ZM86 134H87V132L85 133V135H86ZM99 134H101V132H100ZM108 134H109V133H108ZM114 134H115V133H114ZM118 134H119V132H118ZM118 134H117V135H118ZM120 134H121V133H120ZM124 134L127 135L126 133H124ZM131 134H132V133H131ZM131 134H130V135H131ZM138 134H139V133H138ZM144 134H145V133H144ZM148 134H149V133H148ZM148 134H147V135H148ZM150 134H149V137L151 136ZM198 134H199V133H197V136H199ZM221 134H222V133H221ZM247 134H248V133H247ZM247 134H246V135H247ZM256 134H257V133H256ZM262 134H263V133H262ZM262 134H261V135H262ZM4 135L6 136V134H4ZM4 135H3V136H4ZM27 135H28V136L26 137V139H24V142H25V144L23 145V146L25 147L24 150L27 149V150H29V151H30V150H34V151H36V146H38V145H36V143H33V139H32V138H34V137H32L33 135L30 136L29 133H28ZM68 135H69V134H68ZM79 135H80V134H79ZM79 135H78V136H79ZM111 135H112V134H111ZM122 135H123V134H122ZM122 135H121V136H122ZM128 135H129V134H128ZM141 135H142V134H141ZM202 135H203V133H202ZM225 135H226V134H224V136H225ZM229 135H230V134H229ZM232 135H233V134H232ZM248 135H249V134H248ZM250 135H251V134H250ZM252 135H255V133L252 134ZM0 136H1V135H0ZM23 136H24V135H23ZM38 136H39V135H38ZM65 136H67V134H66ZM70 136H71V135H70ZM70 136H69V137H70ZM73 136H74V135H73ZM78 136H76V137H78ZM100 136H101V135H100ZM104 136H105V134H104ZM112 136H113V135H112ZM114 136H115V135H114ZM134 136H135V135H134ZM153 136H154V135H153ZM214 136H215V135H214ZM227 136H228V135H227ZM227 136H226V137H227ZM255 136H256V135H255ZM255 136H254V137H255ZM257 136H258V135H257ZM257 136H256L255 138H258ZM39 137H41V136H39ZM80 137H81V136H80ZM80 137H78V138H80ZM86 137H87V136H86ZM101 137H103V136H101ZM108 137H110V135H109ZM123 137H124V135H123ZM123 137H122V138H123ZM130 137H131V136H130ZM130 137H129V138H130ZM154 137H155V136H154ZM154 137H153V138H154ZM215 137H216V136H215ZM219 137H222V136L220 135ZM245 137H246V136H245ZM254 137L251 138V136H250L251 139H254ZM22 138H23V137H22ZM24 138H25V137H24ZM63 138H66V140H67L68 136H67V137H63ZM72 138H73V137H72ZM74 138H75V137H74ZM74 138H73V139H74ZM78 138H77V139H78ZM82 138H83V136H82ZM84 138H85V137H84ZM98 138H100V137H98ZM98 138H97V139H98ZM112 138H113V137H112ZM118 138H119V137H118ZM122 138H121V139H122ZM126 138H127V136H126ZM140 138H141V137H140ZM145 138H146V137H145ZM147 138H148V137H147ZM147 138H146V140H147ZM151 138H152V137H151ZM228 138H229V137H228ZM250 138L247 137V140L250 139ZM259 138H260V137H259ZM20 139H21V138H20ZM27 139H31V141H28ZM75 139H76V138H75ZM85 139H86V138H85ZM85 139H84V140H85ZM104 139H105V138H104ZM106 139H107V138H106ZM119 139H120V138H119ZM119 139L117 140V143H118ZM127 139H128V138H127ZM135 139H136V137H135ZM138 139H139V138H138ZM229 139H230V138H229ZM229 139H228V140H229ZM251 139H250V140H251ZM22 140H23V139H22ZM22 140H18V141H21V142H22ZM34 140H35V138H34ZM69 140H70V139H69ZM71 140H72V139H71ZM84 140H82V141H84ZM107 140H108V139H107ZM110 140H111V139H110ZM122 140H123V139H122ZM125 140H126V139H125ZM125 140H123V141H125ZM148 140H149V139H148ZM154 140H155V139H154ZM216 140H218V138H216ZM216 140H215V141H216ZM223 140H224V139H223ZM247 140H246V141H247ZM250 140H249V142H250ZM258 140H259V139H258ZM258 140L256 139V141H258ZM261 140H262V138H261ZM261 140H260V142L258 141L259 144H260V143H261V144L264 143V140H262V142H261ZM41 141H42V139H41ZM64 141H65V139H64ZM73 141H74V140H73ZM73 141H72V143H73ZM82 141H81V142H82ZM102 141H103V140H102ZM108 141H109V140H108ZM111 141H112V140H111ZM130 141H131V140H130ZM130 141H129V142H130ZM133 141H134V140H133ZM133 141H132V142H133ZM139 141H140V140H139ZM141 141H142V138H141ZM144 141H145V140H144ZM150 141H151V140H150ZM152 141H153V140H152ZM152 141H151V142H152ZM226 141H227V140H226ZM226 141L224 140L225 143H228V142H226ZM246 141H245V142H246ZM35 142H36V141H35ZM62 142H63V141H62ZM62 142H61V143H62ZM67 142H69V141H67ZM67 142H66V143H67ZM74 142H75V141H74ZM99 142H100V141H99ZM114 142H115V141H114ZM129 142H127V145H126V146H129V145H128ZM132 142H130L129 144H131ZM134 142L136 143L137 140L134 141ZM147 142H149V141H147ZM216 142L218 143L219 141H216ZM224 142H223V143H224ZM247 142H248V141H247ZM254 142H255V139H254ZM27 143H29V144H30V143H33V144H30L29 146H26ZM72 143H69V144L72 146V145H73ZM79 143H80V142H79ZM95 143H97V142H95ZM102 143H103V142H102ZM117 143H116V144H117ZM121 143H122V141H121L119 144H121ZM124 143H125V142H124ZM142 143H143V142H142ZM142 143H141V144H142ZM145 143H146V141H145ZM152 143H153V142H152ZM242 143H244V142H242ZM258 143H257V144H258ZM16 144H17V143H16ZM19 144H20V143H19ZM38 144H39V143H38ZM63 144H64V142H63ZM63 144H62V145H63ZM69 144H68V146H70ZM75 144H76V143H75ZM75 144H74V145H75ZM103 144H104V143H103ZM107 144H109V142H108ZM110 144H111V143H110ZM114 144H115V143H114ZM114 144H112V145H114ZM119 144H117V146H118ZM122 144H123V143H122ZM122 144H121V146L119 145L121 148H122ZM132 144H133V143H132ZM132 144H131V145H132ZM141 144H140V145H141ZM147 144H148V143H147ZM167 144H168V143H167ZM172 144H173V143H172ZM215 144H216V143H215ZM218 144H219V143H218ZM231 144H232V143H231ZM234 144H235V143H234ZM234 144H233V145H234ZM239 144H241L240 141H239ZM254 144H256V142H255ZM261 144H260V146H261ZM62 145H59V146H62ZM64 145H65V144H64ZM64 145H63V146H64ZM78 145H79V144H78ZM97 145H98V143H97ZM105 145H106V144H105ZM123 145H124V144H123ZM131 145H130V146H131ZM135 145H136V144H135ZM170 145H171V144H170ZM220 145H221V144H220ZM224 145H225V144H224ZM235 145H236V144H235ZM235 145H234V146H235ZM249 145H250V143H249ZM263 145H264V144H263ZM15 146H19V145H15ZM71 146H70V147H71ZM76 146H77V145H76ZM98 146H101V145H98ZM110 146H111V145H110ZM136 146H137V145H136ZM136 146H135V147H136ZM138 146H139V145H138ZM138 146H137V147H138ZM144 146H145V145H144ZM231 146H232V145H231ZM242 146H243V145H242ZM242 146H241V148H242ZM245 146H247V145L245 144ZM245 146H244V149H246ZM252 146H255V145L252 144ZM47 147H48V146H47ZM57 147H58V146H57ZM96 147H97V146H95V148H96ZM104 147H105V146H104ZM106 147H108V146L106 145ZM111 147H112V146H111ZM113 147H115V146H113ZM113 147L111 148V150L115 151L116 149L114 150ZM120 147H119V148H120ZM124 147H125V146H124ZM124 147H123V149H125ZM137 147H136V149H137ZM165 147H166V146H165ZM167 147H169V144H168ZM172 147H174V146H172ZM218 147H219V146H216V148H218ZM223 147H224V146L222 145V148H223ZM232 147H233V146H232ZM236 147H237V145H236ZM256 147H258V146L256 145ZM18 148H19V147H18ZM21 148H22V147H20V149H21ZM44 148H46V147H43V149H44ZM52 148L50 149L51 151L54 150V149H52ZM58 148H59V147H58ZM58 148H57V149H58ZM61 148H62V147H61ZM65 148H67V147H65ZM115 148H116V147H115ZM117 148H118V147H117ZM121 148H120V149H121ZM129 148H130V147H129ZM169 148H171V147H169ZM176 148L178 149L179 147H176ZM176 148L174 147V149L171 150V151L173 152ZM180 148H181V147H180ZM228 148H229V146H228ZM259 148H260V147H259ZM20 149H18V150H20ZM22 149H23V148H22ZM22 149H21V150H22ZM43 149H42V150H43ZM46 149L48 150V148H46ZM46 149H44V150L46 151ZM59 149H60V148H59ZM108 149H109V151H108ZM108 149H105V151L107 150L108 152H110V148H108ZM120 149H119V150H120ZM166 149H167V148H166ZM171 149H172V148H171ZM225 149H226V147H225L223 150H225ZM247 149H248V148H247ZM251 149H252V151H253V147H251ZM251 149L249 148L248 150H251ZM255 149L257 150V148H255ZM261 149H262V148H261ZM16 150H17V149H16ZM16 150H15V151H16ZM39 150H40V148H39ZM95 150H96V149H95ZM117 150H118V149H117ZM220 150H222V149H220ZM226 150H228V149H226ZM232 150H233V149H232ZM256 150H255V151H256ZM259 150H260V149H258V151H259ZM263 150H264V149H262V151H263ZM12 151H13V150H12ZM15 151H14V152H15ZM45 151H44V152H45ZM58 151H59V150H58ZM89 151H90V150H89ZM91 151H92V150H91ZM167 151H168V149H167ZM169 151H170V150H169ZM169 151H168V152H169ZM177 151H178V150H177ZM179 151H180V149H179ZM179 151H178V152H179ZM182 151L184 152L183 149H182ZM244 151H245V150H244ZM258 151H257V152H258ZM260 151H261V150H260ZM17 152H18V154L20 153L19 151H17ZM44 152H43V153H44ZM95 152H96V151H95ZM95 152H94V153H95ZM115 152H116V151H115ZM161 152H163V151H161ZM175 152H176V150H175ZM178 152H177V154H179ZM180 152H181V151H180ZM186 152H187V151H186ZM225 152H226V151H225ZM225 152H223V153H225ZM227 152H228L227 154H229V150H228ZM22 153H23V152H22ZM25 153H26V155H27L28 151H27V152L25 151ZM25 153H23V154H25ZM29 153H30V152H29ZM36 153H37V151H36ZM36 153H33V154H36ZM41 153H42V152H41ZM49 153H50V152H49ZM55 153H56V152H55ZM84 153H85V155H86L87 152H84ZM84 153H81V154H84ZM88 153H89V152H88ZM110 153H112V151H111ZM184 153H185V152H184ZM231 153H233V152L231 151ZM251 153H252V152H251ZM255 153H256V152H255ZM258 153H259V152H258ZM9 154H10V153H9ZM20 154H21V153H20ZM23 154L21 155V157L23 156V158H21L20 160H17V159L19 158V157H17V154H15L16 157H17L16 159L13 158V157H12V158L15 159V161L17 160V161H18L17 163L20 162V164H21V163L24 161V159H26V158L28 157V155H27V157L25 156V157H26V158H25ZM30 154H31V153H30ZM30 154H29V155H30ZM38 154H39V153H38ZM45 154H46V153H45ZM62 154H63V153H62ZM81 154H80V156H81ZM92 154H93V153H92ZM95 154H97V153H95ZM107 154H109V153H107ZM161 154H162V153H161ZM167 154H168V153H167ZM170 154H171V153H170ZM170 154H168V155H170ZM180 154H181V153H180ZM225 154H226V153H225ZM227 154H226V155H227ZM253 154H254V151H253ZM259 154H260V153H259ZM259 154H258V155H259ZM7 155H8V154H7ZM10 155H11V154H10ZM41 155H42V154H41ZM46 155H47V154H46ZM58 155H60V154H57V156H58ZM88 155H89V154H88ZM98 155H100V152H99ZM173 155H174V154H173ZM175 155H176V154H175ZM181 155H182V154H181ZM186 155H187V154H186ZM188 155H192V154L189 153ZM234 155H235V154H234ZM258 155H256V157H257ZM4 156H6V155H4ZM18 156H19V155H18ZM33 156L35 157V155H33ZM55 156H56V155L54 154V157H55ZM57 156H56V157H57ZM60 156H61V155H60ZM64 156H65V155H63V158H62V159H65ZM75 156H77V155H75ZM78 156H79V155H78ZM78 156H77V157H78ZM89 156H90V155H89ZM104 156H106V153H105ZM157 156H158V154H157ZM165 156H166V154H165ZM227 156H228V155H227ZM229 156H230V155H229ZM261 156H262V155H260V157H261ZM6 157H7V156H6ZM30 157L32 158V154H31ZM39 157H40V156L37 157L38 160H39ZM43 157H44V156L42 155V160H44ZM47 157H48V156H47ZM47 157H45V158H47ZM50 157H51V155H50ZM58 157H59V156H58ZM72 157H74V156H72ZM72 157H71V159H72ZM77 157H75V158L77 159ZM93 157H94V156H93ZM101 157H103V155H102ZM189 157H190V156H189ZM231 157H232V155H231ZM252 157H253V156H252ZM35 158H36V157H35ZM59 158H60V157H59ZM68 158H69V157H68ZM68 158H67V160H68ZM75 158H74V159H75ZM80 158H82V157H80ZM157 158H159V157H157ZM157 158H156V159H157ZM169 158H170V157H167V158H165V159L167 160V159H169ZM172 158L175 159L176 157L173 156ZM172 158H170V159L173 160ZM181 158H182V157H181ZM257 158H258V157H257ZM262 158H263V157H262ZM9 159H10V157H9ZM28 159H29V158H28ZM40 159H41V158H40ZM84 159H85V158H84ZM86 159H87V158H86ZM96 159H98V158H96ZM178 159H180V158H178ZM178 159H177V161H178ZM188 159H189V158L185 159V161H187ZM254 159H255V158L252 159L253 162L255 161ZM260 159H261V158H260ZM36 160H37V159H36ZM38 160H37V161H38ZM56 160H57V159H56ZM67 160H66V161H67ZM78 160H79V159H78ZM78 160H77V162H78L77 164H78V168H80V172H85V173L91 174V177H92V175H93V176H94L93 178H95V179H97V180H99L98 178L103 177V176L105 175L103 172L107 171V170H104V171L102 172L101 170H99L100 168L98 169L97 167L93 166V164H94L93 162H92L93 164L91 165V164H87V163H85V162L83 163L84 160L81 161V162H79ZM93 160H94V159L92 158V161H93ZM163 160H164V159H163ZM175 160H176V159H175ZM175 160H174L173 162H175ZM180 160H181V159H180ZM183 160H184V159H183ZM193 160H194V159H193ZM193 160H191V162H193ZM250 160H251V159H250ZM2 161H3V160H1L0 162H2ZM12 161H13V160H12ZM12 161H11V164H12ZM29 161H31V160H29ZM29 161H28V162H29ZM33 161H34V159H33ZM45 161H47V160L45 159ZM52 161H53V159H52ZM52 161H51L50 164L53 163ZM60 161H61V160H60ZM85 161H86V160H85ZM88 161H89V159H88ZM90 161H91V159H90ZM97 161H98V160H97ZM161 161H162V160H161ZM164 161H165V160H164ZM168 161H169V160H168ZM185 161H184V162H185ZM189 161H190V160H189ZM257 161H258V160H257ZM259 161H260V160H259ZM3 162H5V159H4ZM3 162H2V163H3ZM6 162H7V161H6ZM25 162H27V161L25 160ZM47 162H48V161H47ZM57 162H58V161H57ZM57 162H56V163H57ZM71 162H72V161H71ZM94 162H95V161H94ZM103 162H104V161H103ZM155 162H158V161H155ZM159 162H160V161H159ZM179 162H180V161H179ZM191 162L189 163V165L193 164V163H191ZM249 162H251V161H249ZM260 162H261V161H260ZM13 163H14V162H13ZM15 163H16V162H15ZM15 163H14V164H15ZM17 163H16L15 166H17ZM29 163H30V162H29ZM41 163H42V161L40 162V164H41ZM54 163H55V162H54ZM54 163H53V164H54ZM62 163H63V162H62ZM67 163H69V162H67ZM72 163H73V162H72ZM88 163H89V162H88ZM90 163H91V162H90ZM95 163H96V162H95ZM97 163H98V162H97ZM101 163H102V161H101ZM152 163H153V162H152ZM167 163H168V162H167ZM175 163L178 164L177 162H175ZM180 163H182V160H181ZM4 164H5V163H4ZM11 164H10V165H11ZM25 164H26V163H25ZM33 164L35 165L36 163H33ZM33 164H31V165H33ZM38 164H39V163H38ZM43 164H45V163L43 162ZM50 164H49V165H50ZM75 164H76V163H75ZM153 164H154V163H153ZM157 164H158V165H157ZM157 164L155 163V164H154V165H155L154 167H153L152 164H150V165H152V167H151V168H152V173H151L152 175H151L150 173H148V174L151 175V176H150V177H151V180H153V181H151V182H152V185H151L152 187L150 186V189L152 188L153 190H159V188H158V189H156V188H157V187H160V186H159L160 184H158V182H159V180L161 181V179H159V178H160V176H161V174H162V172H163V170H164V168H163V163H162V162H161V163H157ZM159 164H160V165H159ZM161 164H162V166H161ZM164 164H166V162H165ZM194 164H195V163H194ZM194 164H193V165H194ZM196 164H197V163H196ZM248 164H249V163H248ZM5 165H6V164H5ZM26 165H28V163H27ZM26 165H25V166H26ZM29 165H30V164H29ZM31 165H30V166H31ZM36 165H37V164H36ZM47 165H48V164H47ZM47 165H46V166H47ZM94 165H95V164H94ZM100 165H101V164H100ZM100 165H99V166H100ZM148 165H149V164H148ZM148 165H147V167H149ZM169 165H170V162H169ZM173 165H174V164H173ZM184 165H185V164H184ZM186 165L188 166V164H186ZM250 165H251V164H250ZM252 165H253V164H252ZM257 165H258V164H257ZM257 165H256V166H257ZM260 165H261V167L264 168V163H261ZM262 165H263V166H262ZM2 166H4V165H2ZM11 166H12V165H11ZM30 166H29V167H30ZM37 166H39V165H37ZM41 166H43V165H41ZM72 166H73V165H72ZM72 166H71V167H72ZM97 166H98V165H97ZM167 166H168V164H167ZM170 166H171V165H170ZM174 166H175V165H174ZM174 166H173V167H174ZM176 166H177V165H176ZM179 166H181V165H179ZM182 166H183V164H182ZM187 166H186V167H187ZM191 166H192V165H191ZM195 166H197V165H195ZM248 166H249V165H248ZM256 166H255V167H256ZM258 166H259V165H258ZM258 166H257V170L259 169ZM27 167H28V166H27ZM33 167H34V166H33ZM47 167H48V166H47ZM51 167H52V166H51ZM75 167H77V166H75ZM102 167H103V166H102ZM104 167H105V165H104ZM164 167H166V166L164 165ZM186 167H185V169H186ZM197 167H198V166H197ZM246 167H247V166H246ZM249 167H251V166H249ZM249 167H247L246 169H248ZM252 167H253V166H252ZM8 168L10 169V166H9ZM11 168H12V167H11ZM24 168H26V167H24ZM34 168H35V167H34ZM48 168H49V167H48ZM48 168H47V169H48ZM108 168H110V167H108ZM149 168H150V167H149ZM174 168H175V167H174ZM179 168H181V167H179ZM1 169H2V168H1ZM13 169H14V168H13ZM19 169H20V168H18V170H19ZM28 169H31V168H28ZM28 169H25V171L28 170ZM40 169H41V167H40ZM43 169H44V167H43ZM43 169H42V170H43ZM49 169H51V168H49ZM49 169H48V170H49ZM75 169H77V168H74V170H75ZM101 169H102V168H101ZM103 169H104V168H103ZM105 169H106V168H105ZM166 169H167V168H166ZM166 169H165V171H167ZM168 169H169V167H168ZM191 169H192V168H191ZM191 169H189V170H191ZM193 169H194V168H193ZM195 169H197V168H195ZM218 169H219V168H218ZM249 169H250V168H249ZM251 169H252V168H251ZM15 170H16V169H15ZM33 170H34V169H33ZM36 170H37V169H36ZM170 170H171V169H170ZM174 170H175V169H174ZM186 170H188V169H186ZM186 170H185V171H186ZM220 170H221V169H220ZM222 170H223V168H222ZM2 171H3V170H2ZM12 171L14 172V170H12ZM12 171H11V172H12ZM16 171H17V170H16ZM19 171H23L22 168H21V170H19ZM29 171H30V170H29ZM51 171H53V169H52ZM51 171H49V172H51ZM69 171H70V170H69ZM78 171H79V169H78ZM135 171H137V170H135ZM150 171H151V170H150ZM168 171H169V170H168ZM168 171L165 172V173H168ZM176 171H178V170H176ZM196 171H197V170H196ZM198 171H199V170H198ZM218 171H219V170H218ZM249 171H250V170H249ZM251 171H252V170H251ZM254 171H255V169H254ZM254 171H252V172H254ZM259 171H260V170H259ZM259 171H258V172H259ZM261 171H262V170H261ZM3 172H5V171H3ZM6 172H7V171H6ZM6 172H5V173H6ZM9 172H10V171H9ZM13 172H12V173H13ZM31 172H32V170H31ZM33 172H34V171H33ZM33 172H32V173H33ZM38 172H41V170L38 171ZM108 172H109V169H108ZM111 172H112V171H111ZM148 172H149V170H148ZM172 172H173V171L171 170V173H172ZM178 172H179V171H178ZM178 172H177V173H172V175L175 176L174 174L177 175ZM180 172H181V171H180ZM191 172H192V171H191ZM200 172H201V171H200ZM216 172H217V170H216ZM222 172H223V171H222ZM225 172H226V171H225ZM5 173H4V176L8 175V174L5 175ZM18 173H20V172H18ZM32 173H30V175H31ZM71 173H72V171H71L69 174H71ZM77 173H78V172H77ZM140 173H141V172H140ZM140 173H139V174H140ZM182 173H183V172H182ZM214 173H215V172H214ZM217 173H219V172H217ZM228 173H229V172H228ZM228 173H227V174H228ZM233 173H234V172H233ZM233 173H232V174H233ZM247 173H248V172H247ZM247 173H245V174H247ZM260 173H261V172H260ZM1 174H2V173H1ZM1 174H0V175H1ZM10 174H11V173H9V176L12 177V175H10ZM14 174H15V173H14ZM38 174H39V173H38ZM75 174H76V173H75ZM78 174H79V173H78ZM108 174H110V173H108ZM108 174H107V175H108ZM143 174H144V173H143ZM143 174L141 173V175H143ZM146 174H147V173H146ZM179 174H180V173H179ZM189 174H190V172H189ZM198 174H200V173L198 172L197 174H196V173L194 174V172H193V175H198ZM219 174H220V173H219ZM234 174H236V173H234ZM249 174H250V173H249ZM256 174H257V173H256ZM262 174H264V173H262ZM262 174H260V175H262ZM17 175H18V174H17ZM23 175H24V174H23ZM25 175H27V174L25 173ZM34 175H36V172H35ZM82 175H84V174H82ZM82 175H81V176H82ZM137 175H138V174H137ZM137 175H136V177H137ZM141 175H139V176H140L139 179L141 178ZM144 175H145V174H144ZM162 175H163V174H162ZM166 175H167V174H166ZM168 175H170V173H169ZM168 175H167V176H168ZM172 175H171V176H172ZM190 175H192V174H190ZM202 175H203V173H202ZM212 175H213V173H212ZM222 175H223V174H222ZM225 175H226V173H224V176H225ZM247 175H248V174H247ZM247 175H246V176H247ZM252 175H253V174H252ZM258 175H259V174H258ZM258 175H257V176H258ZM260 175H259L258 177H260ZM13 176H14V175H13ZM15 176H16V175H15ZM19 176H21V175L19 174ZM19 176H18V178H20ZM28 176H29V175H28ZM76 176H77V174H76ZM79 176H80V175H79ZM81 176H80V178H81ZM84 176H86V174H85ZM105 176H106V175H105ZM146 176H147V175H146ZM164 176H165V175H163V180H164ZM167 176H165V179L171 177V176H170V177H169V176L167 177ZM198 176H199V175H198ZM200 176H201V175H200ZM215 176L218 177V174L215 175ZM229 176H231V174H230ZM232 176H233V175H232ZM243 176L246 177L245 175H243ZM250 176H251V175H250ZM16 177H17V176H16ZM22 177H23V176H22ZM70 177H71V176H70ZM70 177H69V178H70ZM74 177H75V176H74ZM82 177H83V176H82ZM91 177H86V178H89L88 180H90V179H92ZM144 177H145V176H144ZM161 177H162V176H161ZM166 177H167V178H166ZM179 177H180V175H179ZM194 177H195V176H194ZM203 177H204V176H203ZM206 177H207V176H206ZM208 177H210V176H208ZM208 177H207V178H208ZM235 177H236V178H235ZM235 177L233 176L232 178H233V179L235 178V180H237V176H235ZM254 177H256V176H254ZM1 178H3V177H1ZM9 178H10V177H9ZM9 178H8V176H7V179H9ZM18 178H17V179H18ZM72 178H73V176H72ZM72 178H71V179H72ZM75 178H78V177H75ZM75 178H73L72 180L74 181ZM103 178H104V177H103ZM142 178H143V177H142ZM174 178H175V177H174ZM176 178H177V177H176ZM207 178H206V180L208 181L209 178H208V179H207ZM210 178H211V177H210ZM219 178H220V177H219ZM222 178H223V176H222ZM240 178H241V177H240ZM262 178H263V177H262ZM262 178H260V179H262ZM3 179H4V178H3ZM7 179H5V180H7ZM12 179H13V178H12ZM12 179H11V180H12ZM24 179H25V178H24ZM84 179H85V178L83 177V180H84ZM101 179H102V178H101ZM139 179H138V180H139ZM148 179H149V178H148ZM195 179H196V178H195ZM195 179H194V180H195ZM199 179H201V178L199 177L198 180H199ZM214 179H216V178H213V181H214ZM258 179H259V178H258ZM13 180H14V179H13ZM20 180H21V178H20ZM72 180H70V181H72ZM75 180H76V181H74V182H77V179H75ZM88 180H87V181H88ZM93 180H94V179H93ZM97 180H96V181H97ZM103 180H104V179H103ZM140 180H141V179H140ZM142 180H144V179H142ZM145 180H146V179H145ZM167 180H168V179H167ZM172 180H173V178H172ZM172 180H170V181H172ZM174 180H176V179H174ZM177 180H178V179H177ZM177 180H176L175 183L173 184V185H175V186H173V187H175V189H174V188L171 189V190L168 189V190H169L168 192L166 191V192H163V193H167L166 195H169V193H171V191L174 192V193H180V190L176 192V189H179V188H181V189H185V188L188 189V188H191V189H189L190 192H191V191H192L191 193L194 192L195 182H196V181H194L193 178H190V177L188 176V171H186V173L183 174V176L181 177L180 180H178V181H177ZM196 180H197V179H196ZM211 180H212V179H211ZM225 180H226V179H225ZM229 180H230V179H229ZM231 180H232V179H231ZM263 180H264V179H263ZM263 180H262V181H263ZM17 181H18V180H17ZM24 181H25V180H24ZM24 181H22V182H24ZM80 181H82V179H80ZM87 181H86V179H85V182H87ZM96 181L94 180L93 182L95 183ZM104 181H105V180H104ZM200 181H201V183H202V180H200ZM200 181H199V182H200ZM237 181H239V180H237ZM258 181H259V180H258ZM15 182H16V181H15ZM15 182H14V183H15ZM20 182H21V181H20ZM74 182H73V183H74ZM82 182H83V181H82ZM90 182H91V180H90ZM98 182H99V181H98ZM98 182H96L95 184H97ZM102 182H103V181H102ZM143 182H144V181H143ZM151 182H150V184H151ZM164 182H165V181H164ZM164 182L162 181V183H164ZM197 182H198V181H197ZM215 182H216V181H215ZM221 182H222V181H221ZM232 182H234V181H232ZM232 182H231V183H232ZM10 183H13V182H10ZM14 183H13V185H14ZM16 183H18V182H16ZM16 183H15V185H17ZM77 183H78V182H77ZM83 183H84V182H83ZM147 183H148V182H147ZM159 183H160V182H159ZM166 183H167V182H166ZM225 183H226V182H225ZM225 183H223V185H224ZM229 183H230V182H229ZM229 183H227V184H229ZM236 183H238V182H236ZM261 183H263V182H261ZM69 184H70V183H69ZM71 184H72V183H71ZM71 184H70V185H71ZM79 184H80V183H79ZM81 184H82V183H81ZM84 184H85V183H84ZM142 184H143V183H142ZM150 184H149V185H150ZM155 184H156V186H153V185H155ZM197 184H198V183H197ZM208 184H209V183H208ZM213 184H214V183H213ZM218 184H219V183H218ZM227 184H226V185H227ZM234 184H235V183H234ZM19 185H20V184H19ZM73 185H74V184H73ZM85 185H88V182H87V184H85ZM85 185H83L84 188L81 187L82 185L77 186V188H78V187H79V188L81 187V188H82V191H85V190H86V189H85ZM97 185H98V184H97ZM99 185H100V184H99ZM101 185H102V183H101ZM137 185H139V184H137ZM144 185H145V184H144ZM231 185H232V184H231ZM259 185H260V184H259ZM261 185H262V184H261ZM50 186H51V183H50ZM75 186H76V185H75ZM75 186H73V187H75ZM140 186H141V185H140ZM145 186H148V185H145ZM204 186H205V185H204ZM207 186H208V185H207ZM207 186H206V188H207ZM211 186H212V185H211ZM218 186H219V185H218ZM218 186H217V187H218ZM257 186H258V185H257ZM88 187H89V186H88ZM93 187H96V186H93ZM93 187H92V188H93ZM143 187H144V186H143ZM143 187H142V188H143ZM148 187H149V186H148ZM163 187H164V186H163ZM169 187H170V186H169ZM196 187H197V186H196ZM212 187H214V186H212ZM225 187H227V186H225ZM228 187H229V185H228ZM230 187H231V186H230ZM232 187H233V186H232ZM235 187H236V186H235ZM77 188H75V189H77ZM86 188H87V187H86ZM96 188H97V187H96ZM99 188H100V187H99ZM137 188H138V187H137ZM160 188H162V187H160ZM201 188H202V187H201ZM208 188H209V187H208ZM215 188H216V186H215ZM220 188H221V187H220ZM222 188H223V187H222ZM257 188H258V187H257ZM259 188H260V187H259ZM263 188H264V186L261 187V190H264ZM88 189H91V188H88ZM135 189H136V188H135ZM148 189H149V188H148ZM150 189H149V190H150ZM164 189H165V188H164ZM197 189H200V188H197ZM224 189H226V188H224ZM224 189H223V190H224ZM234 189H235V188H234ZM234 189H233V188H232V189L229 188L230 191H231V190L234 191ZM255 189H256V188H255ZM80 190H81V189H80ZM93 190H94V189H93ZM97 190H98V188H97ZM131 190L133 191V189H131ZM136 190H137V189H136ZM139 190H140V188H139ZM149 190H148V191H149ZM153 190H152V191H153ZM165 190H166V189H165ZM165 190H163V191H165ZM189 190H188V191H189ZM206 190H207V189H206ZM219 190H220V189H219ZM221 190H222V189H221ZM229 190H226V191L228 192ZM246 190H247V189H245L244 191L246 192ZM259 190H260V189H259ZM75 191L78 192L77 190H75ZM75 191H74V192L72 191L73 193L71 192L72 195H74ZM82 191H80V192H82ZM141 191H142V190H141ZM144 191L146 192V188H145ZM144 191H143V192H144ZM148 191H147V192H148ZM150 191H151V190H150ZM150 191H149V192H150ZM152 191H151V192H152ZM181 191H182V190H181ZM188 191H187V192H188ZM199 191H200V190H199ZM199 191H198V193H199ZM202 191H204V190H202ZM202 191H201V192H202ZM209 191H210V194H211L210 196H212V193H213L214 191L212 190V193H211V188H210ZM216 191H217V189L215 190V192H216ZM224 191H225V190H224ZM230 191H229V194H230ZM235 191H239L238 188H237V190H235ZM235 191H234V193H235ZM241 191H243V190H241ZM241 191H239V193H240ZM244 191H243V192H244ZM251 191H252V190H251ZM92 192H93V191H92ZM94 192H95V191H94ZM127 192H128V191H127ZM127 192L125 193V195L123 194V195L126 197V200L128 199L127 196H126ZM130 192H131V191H130ZM149 192H148L147 194H148L150 197H153L154 195L157 194V193H156V194H154L153 196H151V195L149 194ZM154 192H155V191H154ZM159 192H160V191H159ZM190 192H189V193H190ZM207 192H208V191H207ZM220 192H221V191H220ZM245 192H244V193H245ZM247 192H248V191H247ZM78 193H79V192H78ZM84 193H85V192H84ZM84 193H83V194H84ZM139 193H141V192H139ZM152 193H153V192H152ZM160 193H161V192H160ZM194 193H195V192H194ZM225 193H226V192H225ZM75 194H77V193H75ZM81 194H82V193H81ZM83 194H82V195H83ZM144 194H145V193H144ZM147 194H146V195H147ZM180 194H181V193H180ZM183 194H184L183 196H185L187 193H186V194L183 193ZM195 194H196V193H195ZM206 194H207V193H205V194H203V195H206ZM208 194H209V192H208ZM208 194H207V195H208ZM214 194H215V193H214ZM216 194H217V193H216ZM222 194H224V193H222ZM227 194H228V193H227ZM235 194H236V193H235ZM246 194H247V193H246ZM250 194H251V192H250ZM252 194H253V193H252ZM254 194H255V193H254ZM127 195H129V194H127ZM141 195H142V194H141ZM157 195H158V194H157ZM171 195H173V194H171ZM175 195H176V194H175ZM177 195L179 196V194H177ZM197 195H198V194H197ZM217 195H218L217 197L219 198L220 195H219V194H217ZM232 195H233V194H232ZM241 195H242V194H241ZM241 195H240V196H241ZM76 196H77V195H76ZM76 196H75V197H76ZM80 196H81V195H80ZM131 196H136V194H135V195H132V194H131ZM131 196H130V197H131ZM137 196H139V195H137ZM158 196H159V195H158ZM161 196H162V194H161ZM163 196H164V195H163ZM195 196H196V195H195ZM200 196H202V195L200 194L199 197H200ZM214 196H216V195H214ZM225 196H226V195H225ZM245 196H246V195H245ZM245 196H244V197H245ZM250 196H251V195H250ZM252 196H253V195H252ZM254 196H255V195H254ZM118 197L120 198V196H118ZM121 197H122V196H121ZM140 197H142V196H140ZM147 197H148V196H147ZM156 197H157V196H156ZM165 197H166V196H165ZM179 197H180V196H179ZM179 197H178V198H179ZM185 197H186V196H185ZM206 197H208V196H206ZM221 197H223V196H221ZM230 197L232 198V196H230ZM230 197H228V198H230ZM256 197H257V195H256ZM73 198H74V197H73ZM133 198H134V197H133ZM143 198H145V195H144ZM153 198H155V196H154ZM157 198H158V197H157ZM161 198H162V197H161ZM161 198H159V199H161ZM176 198H177V197H176ZM176 198H175V200L178 201L180 198H182V196H181L179 199H178V198L176 199ZM201 198H202V197H201ZM231 198H230V199H231ZM242 198H243V197H242ZM245 198H249V197H245ZM245 198H243V199H245ZM250 198L252 199V197H250ZM250 198H249V199H250ZM257 198H258V197H257ZM74 199H75V198H74ZM76 199H78V198L76 197ZM76 199H75V200H76ZM116 199H117V198H116ZM122 199H123V198H122ZM137 199H138V198H137ZM146 199H147V198H146ZM146 199H145V201H147V200L149 201V198H148L147 200H146ZM150 199H152V198H150ZM159 199H158V200H159ZM167 199H168V198H167ZM167 199H165V200H167ZM187 199H188V198H187ZM189 199H190V196H189ZM191 199H192V198H191ZM204 199H205V196H204ZM207 199H208V198H207ZM211 199H212V198H211ZM230 199L228 200V199L226 198V200H228L227 202L230 201V204L228 203V204H229V206H228V208H227L228 211H229V212H230V211H233L232 213L230 212V215H231V214H234V211H235L234 209H236V208H237L238 210L241 209L240 205H238V204L246 203L244 207L247 206V209H248L249 206H252V204H253L252 202H248V201H245V202H244V201L241 199V197H239V195H235L231 200H230ZM255 199H256V198H255ZM263 199H264V198H263ZM75 200H73V201H75ZM114 200H115V199H114ZM114 200H113V201L111 200V201L114 202ZM124 200H125V199H124ZM131 200H132V199H131ZM162 200H164V199H162ZM169 200H170V199H169ZM171 200H172V197H171ZM183 200H184V199H183ZM194 200H195V198H194ZM199 200H200V199H199ZM199 200H196L195 202H198ZM219 200H220V198H219ZM115 201H117V200H115ZM118 201H119V200H118ZM132 201H138V200L135 199V200H132ZM139 201H140V200H139ZM141 201H142V200H141ZM154 201H155V199H154ZM159 201H160V200H159ZM188 201L191 202L190 200H188ZM204 201H206V200H204ZM220 201H222V200H220ZM249 201H250V200H249ZM254 201H255V200H254ZM254 201H253V202H254ZM120 202H121V201H120ZM120 202H118V203H120ZM123 202H125V201H123ZM128 202H129V201H128ZM130 202H131V201H130ZM149 202H150V201H149ZM156 202H158V201H156ZM165 202H166V201H165ZM165 202H164V203H165ZM169 202H170V201H169ZM195 202H194V203H195ZM199 202H200V201H199ZM201 202H202V200H201ZM218 202H219V201H218ZM218 202H217V203H218ZM257 202H258V201H257ZM259 202H261V201H259ZM114 203H115V202H114ZM134 203H135V202H134ZM139 203H140V202H139ZM142 203H143V204H146L147 202L144 203V201H143V202H141L140 204L142 205ZM162 203H163V202H162ZM164 203H163V204H164ZM184 203H186V200H184ZM192 203H193V202H192ZM204 203H205V202H204ZM221 203H222V202H221ZM224 203H225V202H224ZM254 203H256V202H254ZM106 204H109V203H106ZM116 204H117V202H116ZM122 204H123V203H122ZM132 204H133V203H132ZM135 204H136V203H135ZM140 204H139V205H140ZM147 204H148V203H147ZM149 204H151V203H149ZM149 204H148V205H149ZM152 204H153V203H152ZM176 204H177V203H176ZM178 204H180V202H178ZM178 204H177V205H178ZM186 204H187V203H186ZM186 204H181V205H183V206L185 205V206H186ZM189 204H190V203H189ZM196 204H197V203H195V205H196ZM198 204H199V203H198ZM201 204H202V203H201ZM206 204H207V202H206ZM228 204H227V205H228ZM258 204H259V203H258ZM258 204L256 203L255 205H258ZM110 205H111V204H110ZM128 205H130V204H128ZM136 205H137V204H136ZM181 205H180V206H181ZM209 205H210V204H209ZM223 205H224V204H223ZM242 205H243V204H242ZM253 205H254V204H253ZM107 206H108V205H107ZM117 206H118V204H117ZM119 206H120V208H118V211H119V209H121V206H123V205L120 204ZM133 206H134V204L131 205V206H127V209H128V207L131 208V207H133ZM137 206H138V205H137ZM137 206H136V207H137ZM142 206H143V205H142ZM142 206H141V207H142ZM164 206H165V204H164ZM192 206H194V204H193V205H190L189 207H192ZM203 206H205V204H204ZM203 206L200 205V207H202V208H203ZM219 206L221 207L220 204H219ZM219 206H216V207H219ZM232 206H233V207H232ZM259 206H260V204H259ZM263 206H264V205H263ZM263 206H262V207H263ZM103 207H105V205H104ZM113 207H114V206H112L111 210H112V209L114 210V208L116 207V205H115L114 208H113ZM124 207H125V205H124ZM124 207H122V208H124ZM134 207H135V206H134ZM189 207H188V208H189ZM197 207H198V206H197ZM197 207H196V208H197ZM208 207H209V208L211 207V209L214 208V206H213V208H212V206H208ZM231 207H232V208H231ZM239 207H240V208H239ZM100 208L102 209V205L100 206ZM100 208H99V209H100ZM130 208H129V209H130ZM142 208H143V207H142ZM146 208H147V207H146ZM146 208H145V209H146ZM180 208H181V207H180ZM182 208H183V207H182ZM225 208H226V207H224V209H225ZM229 208H230V210H229ZM242 208H243V206H242ZM257 208H259V207H257ZM257 208H256V210H257ZM263 208H264V207H263ZM103 209H104V208H103ZM103 209H102V210H103ZM108 209H109V207H108ZM108 209L106 208V211H108ZM129 209H128V210H129ZM133 209H134V208H132V210H133ZM137 209H138V208H137ZM140 209H141V208H140ZM183 209H185V208H183ZM191 209H193V208H191ZM198 209H199V208H197V210H198ZM219 209H220V208H219ZM221 209H222V208H221ZM224 209H223V211H224ZM244 209H245V208H244ZM253 209H254V207H253ZM253 209H252V210H253ZM111 210H110V211H111ZM123 210H124V209H123ZM123 210H121V211H123ZM132 210H131V211H132ZM138 210H139V209H138ZM181 210H182V209H181ZM188 210H190V209H187V211H188ZM199 210H200V209H199ZM205 210H206V209H205ZM213 210L215 211V209H213ZM238 210H237V211H238ZM241 210H242V209H241ZM241 210H240V211H241ZM259 210H260V211H263V210H261V208H260ZM8 211H9V210H8ZM8 211H7V212H8ZM96 211H97V210H95V212H96ZM116 211H117V208H116ZM177 211H178V210H177ZM183 211H184V210H182V212H183ZM185 211H186V210H185ZM193 211H194V209H193ZM206 211H207V210H206ZM216 211H217V209H216ZM219 211H220V210H219ZM221 211H222V210H221ZM237 211H235V212H237ZM244 211H245V210H244ZM246 211H247V210H246ZM2 212H3V211H2ZM4 212H5V211H4ZM11 212H12V211H10V213H11ZM93 212H94V211H93ZM103 212H104V210H103ZM111 212H112V211H111ZM114 212H115V211H114ZM124 212H126V208H125ZM182 212H181V213H182ZM190 212H191V210H190ZM203 212H205V211H203ZM229 212L226 211L225 213H229ZM238 212H239V211H238ZM241 212H242V211H241ZM241 212H239V213H241ZM248 212H249V211H248ZM248 212H247V213L244 212V214L247 215V214H249ZM250 212H252V211L250 210ZM97 213H99V212L97 211ZM106 213H107V212H105L104 214H106ZM183 213H185V212H183ZM194 213H195V212H194ZM194 213H193V214H194ZM197 213H198V212H197ZM200 213H201V212H200ZM205 213H206V212H205ZM218 213H219V212H218ZM218 213H217V214H218ZM222 213H223V212H222ZM222 213H220V214H222ZM254 213H255V211H254ZM257 213H258V212H257ZM6 214H7V213H5V215H6ZM16 214H17V213H16ZM95 214H96V213H95ZM101 214H102V213H101ZM101 214H100V215H101ZM104 214H103V215H104ZM113 214H114V213H113ZM123 214H124V213H123ZM130 214H131V213H130ZM139 214H141V213H139ZM176 214H178V213H176ZM190 214H191V213H190ZM190 214H189V215H190ZM193 214H192V215H193ZM195 214H196V213H195ZM201 214H202V213H201ZM203 214H204V213H203ZM217 214H216V215H217ZM241 214H242V213H241ZM3 215H4V214H2V213L0 212V216H3ZM10 215H11V214H10ZM110 215H111V214H110ZM126 215H128V214H125V215H124V218H125ZM180 215H181V214H180ZM182 215H183V214H182ZM186 215H187V214H186ZM186 215H184V216H186ZM199 215H200V214H199ZM207 215H208V214H207ZM226 215H227V214H226ZM234 215H235V214H234ZM263 215H264V214H263ZM7 216H8V214H7ZM14 216H15V214H14ZM16 216H17V215H16ZM21 216H22V215H21ZM104 216H105V215H104ZM112 216H113V215H112ZM116 216H117V215H116ZM137 216H140V215H137ZM193 216H195V215H193ZM200 216H202V215H200ZM200 216H199V217H200ZM208 216H210V215H208ZM212 216H213V215H212ZM214 216H215V215H214ZM217 216H220V215H217ZM228 216H229V215H228ZM248 216H249V215H248ZM248 216H246V217H248ZM22 217H23V216H22ZM105 217H106V216H105ZM109 217H110V216H109ZM174 217H175V216H174ZM177 217H178V216H177ZM199 217H198V216L196 217L197 220H198ZM221 217H222V215H221ZM230 217H231V216H230ZM234 217H236V215H235ZM12 218H13V217H12ZM18 218H19V217H18ZM101 218H103L102 215H101ZM112 218H114V216H113ZM120 218H121V217H120ZM180 218H182V217H180ZM207 218H209V217H207ZM211 218H212V219H210V220H214V219H213L214 217H211ZM223 218H224V214H223ZM225 218H226V217H225ZM231 218H232V217H231ZM243 218H244V217H243ZM257 218L259 219L260 216L257 217ZM262 218H263V217H262ZM262 218H261V219H262ZM6 219H7V217H6ZM107 219H109V218H107ZM178 219H179V217L177 218V220H178ZM184 219H186V220H190V219H192V222L194 223V221H193L194 219H193L192 216H191V217H190V216L184 217ZM200 219H201V218H200ZM200 219H199V220H200ZM204 219H205V217H204ZM218 219H219V217H218ZM4 220H5V217H4L3 219L0 220V223H3ZM8 220H11V219L8 217ZM17 220H18V219H17ZM101 220H102V219H101ZM101 220H100V222H101ZM104 220H106V219L104 218ZM111 220H112V219H111ZM172 220H173V219H172ZM180 220H181V219H180ZM186 220H185V221H186ZM208 220H209V219H208ZM210 220H209V221H210ZM223 220H224V219H223ZM233 220H234V219H233ZM238 220H239V219H238ZM93 221L95 222V220H93ZM97 221H99V220H97ZM102 221H103V220H102ZM107 221H108V220H107ZM107 221H106V222H107ZM170 221H171V219H170ZM201 221H202V219L200 220V222H201ZM205 221H206V220H205ZM205 221L203 220V221H202V224H203ZM219 221H220V220H219ZM225 221H226V220H225ZM225 221H223V222H225ZM231 221H232V219H231V220H228L229 223H228L227 221H226L225 223H227V224L229 225ZM236 221H237V220H236ZM261 221H262V220H261ZM4 222H5V221H4ZM9 222H10V221H8V223H9ZM15 222H16V221H15ZM94 222H93V223H94ZM110 222H111V221H110ZM112 222H113V220H112ZM120 222H121V220H120ZM176 222H177V221H176ZM179 222H182V221H179ZM183 222H184V221H183ZM196 222H197V221H196ZM200 222H199V223H200ZM207 222H208V221H207ZM215 222H217V221H215ZM232 222H233V221H232ZM234 222H235V221H234ZM234 222H233V223H234ZM259 222H260V220H259ZM263 222H264V220H263ZM10 223H11V222H10ZM93 223H91V224H93ZM115 223H116V222H115ZM171 223H172V222H171ZM213 223H214V221H213ZM213 223H212V224H213ZM225 223H223L224 226L227 225V224H225ZM260 223H262V222H260ZM260 223H258V224H260ZM6 224H7V222H6ZM95 224H96V223H95ZM97 224H98V222H97ZM100 224H102V222H101ZM106 224H108V223H106ZM112 224H113V223H111L110 225H112ZM173 224H175V223H173ZM173 224H172V225H173ZM176 224H179V223L177 222ZM176 224H175V225H176ZM181 224H182V223H181ZM181 224H180V225H181ZM184 224H185L184 226L187 227L186 223H184ZM189 224H190V223H189ZM205 224H206V222H205ZM217 224H218V223H217ZM258 224H257V227H258ZM7 225H8V224H7ZM16 225H17V224H16ZM103 225H104V224H103ZM118 225H119V224H118ZM175 225H174V226H175ZM180 225H179V226H180ZM191 225H192V224H190V226H191ZM195 225H196V224H195ZM195 225H193L194 228L196 227ZM214 225H216V224L214 223ZM218 225H220V223H219ZM218 225H217V226H218ZM228 225H227V226H228ZM260 225H261V224H260ZM260 225H259V227H260ZM263 225H264V224H263ZM4 226H5V223H4ZM106 226H107V225H106ZM113 226H114V225H113ZM113 226H110L111 228L109 227V228H110L109 230H111ZM115 226H117V223H116ZM115 226H114V228H115ZM177 226H178V225H177ZM188 226H189V225H188ZM193 226H191V228H192ZM197 226H198V225H197ZM200 226H201V225H200ZM212 226H213V225H212ZM217 226H216V227H217ZM221 226H222V225H221ZM221 226H220V227H221ZM232 226H233V225H232ZM104 227H105V226H104ZM218 227H219V226H218ZM222 227H223V226H222ZM261 227H262V226H261ZM1 228H2V227H1ZM105 228H106V227H105ZM105 228H104V229H105ZM175 228L177 229V227H175ZM179 228H180V227H179ZM184 228H185V227H184ZM228 228H229V227H228ZM107 229H108V228H107ZM147 229L149 230V228H147ZM176 229H175V230H176ZM181 229H182V228H181ZM229 229H230V228H229ZM258 229H259V228H258ZM105 230H106V229H105ZM105 230H104V231H105ZM143 230H144V229H143ZM152 230H153V229H152ZM152 230H151V231H152ZM179 230H180V229H179ZM185 230H186V229H185ZM185 230H184V231H185ZM188 230H190L189 227H188ZM192 230H193V229H192ZM198 230H199V229H198ZM201 230H202V229H201ZM205 230H207V229H205ZM18 231H21V230L18 229ZM104 231H103V233L106 234V232H104ZM153 231H154V230H153ZM155 231H156V230H155ZM157 231H158V230H157ZM176 231H177V230H176ZM182 231H183V229H182ZM182 231H181V232H182ZM16 232H17V231H16ZM138 232H139V231H138ZM173 232H175V231H173ZM181 232H180V233H181ZM185 232H186V231H185ZM185 232H184V233H185ZM198 232H199V231H198ZM202 232H204V231H202ZM208 232H209V231H208ZM225 232H226V230L224 231V234H225ZM130 233H131V232H130ZM136 233H137V232H136ZM149 233L152 234L153 232H149ZM156 233H157V232H156ZM182 233H183V232H182ZM187 233H188V232H187ZM196 233H197V232H196ZM196 233L194 232V235H195ZM205 233H206V232H205ZM221 233H222V231H221ZM226 233H227V232H226ZM139 234H140V233H139ZM145 234H146V231H145ZM151 234H150V235H151ZM176 234H177V233H176ZM176 234H175V235H176ZM192 234H193V233H192ZM222 234H223V233H222ZM222 234H221V235H222ZM132 235H133V234H132ZM140 235H143V234L141 233ZM146 235H147V234H146ZM154 235H155V234H154ZM166 235H169V234H165V236H166ZM185 235H186V234H185ZM198 235H199V234H198ZM219 235H220V234H219ZM219 235H218V236H219ZM230 235H231V233H230ZM127 236H128V235H127ZM138 236H139V235H138ZM138 236H136V237L138 238ZM144 236H145V235H144ZM171 236H172V234H171ZM188 236H189V235H188ZM188 236L186 235V236H184V237H188ZM223 236H224V235H223ZM227 236H228V233H227ZM227 236H226V237H227ZM231 236H232V235H231ZM233 236H234V235H233ZM233 236H232V237H233ZM142 237H143V236H142ZM181 237H182V236H180V238L177 239V240L174 238L176 241L174 240L173 244H175V245L179 244V243L181 242V240L184 239V238L181 239ZM198 237H199V236H198ZM229 237H230V236H229ZM103 238H104V237H103ZM106 238H107V237H106ZM109 238H110V237H109ZM129 238H130V237H129ZM129 238H128V239H129ZM132 238H133V237H132ZM144 238H145V237H144ZM147 238H148V237H147ZM163 238H164V237H163ZM168 238H170V235L168 236ZM176 238H177V237H176ZM189 238H190V237H189ZM219 238H220V237H219ZM104 239H105V238H104ZM121 239H122V238H121ZM121 239H120V240H121ZM124 239H125V237H124ZM134 239H135V238H134ZM142 239H143V238H142ZM152 239H153V238H152ZM154 239H155V237H154ZM165 239H166V238H165ZM165 239H164V240H165ZM185 239H186V238H185ZM214 239H216V238H214ZM222 239H223V238H222ZM222 239H221V240H222ZM136 240H137V239H136ZM136 240H135V241H136ZM140 240H141V239H140ZM145 240H146V239H145ZM149 240H151V239L149 238ZM155 240H156V239H155ZM155 240H154V242H156ZM157 240H158V241H161V240H163V239L161 238V239H157ZM212 240H213V239H212ZM216 240H217V239H216ZM223 240H224V239H223ZM132 241H133V240H132ZM135 241H134V242H135ZM137 241H139V240H137ZM143 241H144V240H143ZM143 241H141V242L139 241V242H140V245H142L141 243H142ZM152 241H153V240H152ZM166 241H167V240H166ZM168 241H170V240L168 239ZM168 241H167V243H169ZM214 241H215V240H214ZM214 241H212L211 243H214V245H216L217 242L215 243ZM218 241H220V239H218ZM125 242H126V241H125ZM134 242H133V243H134ZM145 242H146V241H145ZM163 242H164V241H163ZM163 242H162V243H163ZM106 243H108V241H107ZM122 243H123V242H122ZM122 243H119V244H122ZM128 243H130V241H129ZM150 243H152V242L150 241ZM157 243H158V242H157ZM167 243H166V244H167ZM209 243H210V242H209ZM211 243H210V244H211ZM119 244H118V245H119ZM123 244H124V243H123ZM144 244H145V243H144ZM153 244H154V243H153ZM199 244H200V243H198L197 245H199ZM201 244H202V243H201ZM201 244H200V245H201ZM203 244H204V243H203ZM104 245H105V244H104ZM127 245H128V244H127ZM127 245H126V246H127ZM129 245H130V244H129ZM129 245H128V246H129ZM133 245H134V244H133ZM133 245H132V246H133ZM155 245H156V244H155ZM164 245H165V244H164ZM167 245H172V242H171V244H167ZM190 245H191V244H190ZM194 245H195V244H194ZM200 245H199L198 247H200ZM205 245H206V243H205ZM207 245H208V244H207ZM219 245H220V243H219ZM116 246H117V244H116ZM123 246H124V245H123ZM128 246H127V248H126V247H125V248L128 249ZM134 246H135V245H134ZM191 246L193 247V245H191ZM191 246H190V247H191ZM106 247H107V246H106ZM113 247H115V246H113ZM118 247H122V246L120 245V246H118ZM129 247H130V246H129ZM138 247H139V246H138ZM145 247H146V246H145ZM154 247H155V246H154ZM154 247H153V249H156L157 251L154 252L153 249H150V252L148 251V253H151V255L153 256V258L156 257V258H157L156 260H159L161 264L164 263V262H166V260H165V258H166L165 255H166V252L168 253V251L166 250V251H165V254L163 253V251L160 253L159 250L162 249V248H164V247H162V246H160L159 248H154ZM167 247H168V246H167ZM173 247H174V246H173ZM188 247H189V246H186V247H185V250H186V249H189V250H190V248H188ZM192 247H191V248H192ZM195 247H197V246H195ZM195 247H193V248H195ZM203 247H204V246H203ZM203 247H202V248H203ZM205 247H206V246H205ZM208 247H209V246H208ZM220 247H221V246H220ZM220 247H219V248H220ZM97 248L99 249L100 247H97ZM101 248H102V247H101ZM110 248H112V247H108V249H110ZM116 248H117V247H116ZM116 248H115V249H116ZM125 248H123V249H125ZM131 248H135V247H131ZM131 248H129V249H131ZM146 248H149V247H146ZM146 248H145V249H146ZM151 248H152V247H151ZM180 248H182V247H179V250H180ZM219 248H218V250H219ZM108 249H106V250H108ZM118 249H119V248H118ZM143 249H144V248H143ZM177 249H178V248H177ZM199 249H200V248H199ZM199 249H198V250H199ZM211 249H212V248H211ZM215 249H216V248H215ZM100 250H101V249H100ZM100 250H98V251H100ZM103 250H104V249H103ZM106 250H105V251H106ZM112 250H114V249H112ZM121 250H122V249H121ZM140 250H142V249H140ZM200 250H201V249H200ZM213 250H214V249H213ZM216 250H217V249H216ZM122 251H125V250H122ZM130 251H131V250H129V252H130ZM132 251H133V249H132ZM169 251H171V250H169ZM174 251H175V250H174ZM176 251H177V250H176ZM181 251H182V250H181ZM191 251H192V250H191ZM191 251H190V252H191ZM193 251H194V249H193ZM196 251H197V250H196ZM196 251H194V252H196ZM202 251H203V250H202ZM204 251H205V250H204ZM219 251H222V250H219ZM116 252H117V251H116ZM116 252H115V253H116ZM119 252H120V251H119ZM140 252H141V251H140ZM143 252H144V251H143ZM185 252H188V251H185ZM216 252H217V251H215V253H216ZM100 253H101V252H100ZM111 253H112V252H111ZM121 253H122V252H121ZM123 253H124V252H123ZM125 253H126V252H125ZM125 253H124V254H125ZM145 253H147V252H145ZM145 253H144V254H145ZM172 253H173V251H172ZM172 253H168V255H169V254H172ZM181 253H182V252H181ZM188 253H189V252H188ZM197 253H198V251H197ZM220 253H221V252H220ZM220 253H219V255H220ZM222 253H223V251H222ZM71 254H72V253H71ZM98 254H99V252H97V256H98ZM103 254H104V253H103ZM105 254H107V253H105ZM109 254H110V253H109ZM109 254H108V255H109ZM112 254H113V253H112ZM133 254H134V253H133ZM135 254H136V253H135ZM178 254H180V253H178ZM183 254H184V253H183ZM186 254H187V253H186ZM217 254H218V253H217ZM113 255H114V254H113ZM115 255H116V254H115ZM117 255H120V253H118ZM121 255H122V254H121ZM168 255H167V257H168ZM181 255H182V254H181ZM70 256H71V255H70ZM73 256H74V255H73ZM97 256H96V257H97ZM99 256H101V255L99 254ZM129 256H130V255H129ZM149 256H150V255H149ZM169 256H170V255H169ZM173 256H174V254H173ZM176 256H177V254H176ZM71 257H72V256H71ZM74 257H75V256H74ZM117 257H118V256H117ZM142 257H143V253H141V254H137V255H133V256L128 257V258L125 257V260H123V264H124V263H125V264H126V263H128V264H134L135 261L137 262V260L141 259ZM68 258H69V257H68ZM97 258H98V257H97ZM120 258H121V257H120ZM149 258H150V257H149ZM149 258H148V259H149ZM172 258H173V257H172ZM250 259H251V258H250ZM67 260H68V259H67ZM151 260H152V258H151ZM222 260H223V259H222ZM69 261H70V260H69ZM149 261H150V259H149ZM241 261H242V260H241ZM65 262H67V261H65ZM70 262H71V261H70ZM121 262H122V261H121ZM236 262H238V261H236ZM239 262H240V261H239ZM72 263H73V262H72ZM119 263H120V262H119ZM148 263H149V262H148ZM150 263H151V262H150ZM155 263H156V262H155ZM231 263H232V262H231ZM120 264H121V263H120ZM144 264H145V263H144ZM152 264H153V263H152ZM157 264H158V263H157ZM233 264H234V263H233Z\"/></svg>",
	"mask_w": 264,
	"mask_h": 264
}]
</instances>
